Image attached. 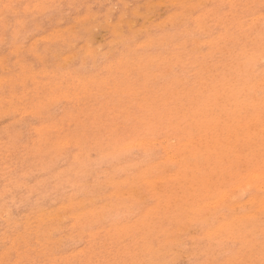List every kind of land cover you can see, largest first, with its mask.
Listing matches in <instances>:
<instances>
[{
	"label": "rangeland",
	"instance_id": "1",
	"mask_svg": "<svg viewBox=\"0 0 264 264\" xmlns=\"http://www.w3.org/2000/svg\"><path fill=\"white\" fill-rule=\"evenodd\" d=\"M36 1L38 3V0ZM36 1L34 0L33 1L32 0H25V1L15 0L14 2V0L12 1L11 0H0V19H2L0 21V41L3 42V43L0 42V213H1L0 214V262H4V261L14 262V261L22 260V261H27V262H33V264H97V262L99 261H115V259H118L116 261H120V262L127 261L129 262V264H136V262H143V264H168V262H172V261H176L178 262V264H195V262L197 261L199 262V264H204L205 262H206L205 264H207L208 262H210L211 264L212 259H213L212 261L223 259L225 262H229V260H233V259L243 260V261L244 259H247V261L251 260V261L258 262L260 260L259 258L260 249L262 246H264L263 244L264 239L262 237V232H264V230H262V226H259L260 228L257 227V225L261 223L260 221L261 217L259 216L258 217L259 220H258L255 214L262 215V213H264V211H260V210L257 211V209H260V206H261L260 201L261 200L264 201V188L262 187L264 185L261 183L259 185L256 184L254 187L255 183L253 180H251L252 177L248 176V174L250 175L253 172L249 173L248 170H250V172L253 170L255 171L257 167L261 166L257 168L258 170L257 172L255 171V173L259 174L261 172V174H263V171H264L263 169L264 168V163H263L264 162L263 161L264 160V156H263L264 155V142H263L264 139H262L264 138V134H263L264 128L262 127L264 124L261 122L262 116H261V111H260V100H259L260 99L259 93L262 87L259 85H264L262 84L264 82L263 81L264 74L262 72L263 69L261 70V67H260L261 62L264 60V55L260 54V52L264 50L263 49L264 46H262L264 45L262 44L263 43L262 41H264V12H262V8L264 9V3L262 2L264 0H260V1L259 0L258 1L236 0V2L238 3H236L235 0H233V2H235L236 5L238 6L234 5L235 3H232L231 2L232 0H229L230 2L228 0L227 1L226 0H216V1L213 0V2L212 0H208L207 2L205 0H202V2L201 0H185V2L183 3L181 1H184V0H181L180 1L181 3L180 2L178 3L179 0L178 1L170 0L171 2L169 0L168 1L166 0H162V1H159V0H127L128 2L127 1L126 2L128 5L126 4V2H124L125 0H122V1L116 0L118 2H116L115 0H108V1L107 0H104V1L103 0H69V1L67 0L68 2L66 0L65 1L64 0H56V1L55 0H40L38 4L37 3L35 4ZM61 1L62 2L64 1L63 5ZM155 1H159L158 2L159 4H157V2L155 3ZM199 1L201 3L205 1L206 3L204 2L203 4H201ZM8 2L14 5L17 4V7L14 9L16 11L13 10L14 14H16L15 12H17L16 14L17 17L13 13H11V15L7 18V20H5L3 18L4 17L3 16L4 14L3 5L10 4ZM88 2L90 3V5ZM93 2H95V4ZM198 2L200 5L198 4ZM243 2L245 3L243 4ZM65 3L66 5H64ZM41 4L42 5L45 4V6L48 9L49 8L50 9L47 10L45 7L35 8L36 10L34 9L35 5H41ZM100 4L102 6H100ZM230 4H231V7L233 6L232 8L228 7V5L230 6ZM23 5H26V6H23ZM150 5H152V8ZM173 5H180V6L182 5V6L180 8V6H173ZM218 5L219 7H216ZM257 5L260 7H258ZM51 6L54 8H52ZM73 6L76 8H74ZM79 6H81V8ZM24 7H27V9ZM192 7L193 9H191ZM89 8H91L92 11H90L91 9ZM182 8H184L183 12L180 11ZM208 8H211L212 11L211 9H209L207 12L206 10ZM228 8L230 9L227 10ZM29 9L30 11H26ZM41 9L43 11L45 9V11L42 12ZM134 9L138 11H135ZM194 9L195 11H193ZM189 10L191 11L189 12ZM110 11H113V12H110ZM177 11L178 12L180 11L181 13L180 15L176 17V15L178 14ZM250 11L252 12V14ZM175 12L177 13L176 15H174ZM226 12L227 13L229 12L230 16ZM38 13L39 15H37ZM208 13H211V14H208ZM233 13H235V15ZM248 13H249V16H248ZM146 14L147 16H145ZM172 14L174 15L173 20H176L175 23H173V20L169 21V19L173 16ZM231 14H233L235 18H238V17H241V18H238L236 20L231 16ZM84 15L85 17L87 18L89 17V18L85 19ZM244 15L246 16L244 17ZM252 15L255 17H253ZM258 15H262V16L260 17ZM111 16H112V20H111ZM118 16L121 18V20ZM184 16L186 17L182 19V17ZM195 16H199L197 17L198 20H196V18L194 19ZM202 16H205L206 19L204 17H203L204 19L201 18ZM251 16L252 18H250ZM130 17L132 18L130 19ZM243 17L246 20H244ZM179 18H181L182 21ZM232 18L234 19L233 25H232V21H229ZM3 19L5 23L7 22L6 24L1 23L3 22ZM19 19L21 21H19ZM178 19L180 21H178ZM201 19L203 20V22L201 21ZM16 20H18L19 22H16ZM130 20L132 23L130 22ZM50 22L52 23L49 24ZM170 22H172V24H169ZM177 22H179V24ZM210 22L212 24H210ZM215 22L219 24L216 26ZM225 22L228 24H225ZM252 22L254 23L252 24ZM67 23H70V24H67ZM118 23L120 24V26ZM128 23L130 25H128ZM241 23L242 25H239ZM40 24H41V27H40ZM201 24L205 27L203 26L200 27ZM159 25H160V28H159ZM250 25H252V27ZM176 26H179V27H176ZM65 27L66 29H64ZM3 28L6 30H3ZM205 28H207L208 30L207 29H206L207 31L204 30ZM53 29L55 30L57 29V30L54 31ZM209 29H211V31ZM242 29H244V31ZM80 31L81 33L78 34ZM135 31L137 34L136 36H135ZM127 32L128 33L130 32V33L128 34ZM219 32H220V35H219ZM54 33L55 35L53 36ZM149 33L152 35H150ZM244 33H247V34L245 35ZM125 34H128V35H125ZM224 34H227L228 37L227 36L224 37L223 36ZM238 34L239 36L237 37ZM12 35L13 36L17 35V36L16 37L14 36L15 38H13ZM61 35H63L64 37ZM146 35L147 36L149 35V36L147 37ZM217 35L219 39L216 38ZM248 35L249 37H247ZM221 36L223 37V39H221ZM256 37H260V39ZM209 39L211 41H209ZM255 39H257L258 41ZM115 40H118V41L115 42ZM161 40L163 41L162 43L160 42ZM228 40L230 41L228 42ZM35 41L37 43H35ZM140 41L142 44L144 43L145 44L142 46V44H140ZM212 42L214 43L213 45H212ZM59 45L61 46V48ZM220 45L223 47L221 48ZM260 46H262L263 48ZM216 47H218V49H215ZM250 47L251 48L254 47V49L250 50L249 49ZM257 47H258V50H256ZM90 49L93 51V53L90 51ZM191 49L193 50L191 51ZM211 49L212 51H210ZM224 49L226 53L222 51ZM140 52L142 53L140 54ZM165 52H168V53L165 54ZM246 52H248V54H246ZM250 52L252 53L250 54ZM178 53H180L181 55H179ZM175 54L176 55L178 54V55L176 56ZM220 54L222 56V59L220 57ZM239 55L241 56L239 57ZM51 57L54 58L55 60L52 59ZM176 57H178V60H177L178 62H176L177 64L175 65V61L177 59ZM67 58L68 59L71 58V59L68 60ZM80 58H83V59H80ZM253 58L255 60V63L253 62L254 65L252 63ZM256 58H259V59L256 61ZM81 60H85V61H81ZM186 61H189V62H186ZM193 62L194 63L198 62L199 64L197 63L195 65ZM217 62H220V63H217ZM240 62H242L243 64ZM249 63L250 64L252 63V65L255 66V68L254 67H252V69L250 68L252 72L249 69V67L251 66ZM168 64L170 66H168ZM181 64H183L184 67H182ZM237 64H241L242 66L239 65L240 66L239 67ZM188 65L190 67H188ZM201 65H203V67ZM213 66H215V68ZM169 67H171V70ZM227 67H228V70L226 71ZM199 68H201V70H199ZM230 69H232V72ZM237 69L239 70L241 69L240 71L241 73L238 72L239 70ZM75 70H77V72ZM248 71H250L249 73L251 75H249ZM214 72L217 74H214ZM260 72H262L261 73L262 75L256 74ZM197 73H199L200 75H198ZM187 74L189 75V77L187 76ZM212 74H214V76ZM203 76H205L204 79H203ZM212 76L213 78L216 79L215 83H214V79H211ZM223 76H226L225 79H227V81L224 79ZM250 76L252 77V79H250L251 78ZM169 77L171 80L169 79ZM185 77L187 78L185 79ZM199 77L201 79H199ZM239 77H241L240 81L239 79H237ZM166 78H168V80H166ZM178 78H181L182 83H181V80ZM232 78L237 79V80L236 79L234 80L235 83ZM176 79L180 81H177ZM183 80L185 83L183 82ZM217 80H219V82H217ZM230 80L232 81L230 82ZM250 80H253L252 83H250L251 82ZM76 81L78 82L76 83ZM143 82L145 84H143ZM201 82H204V84L202 83L203 84L202 85ZM186 83H188V85ZM217 83H220V84H218L217 86L216 85ZM142 84L144 86L146 85L145 88L148 89V87H150V89L149 90L144 89ZM254 84H256L255 86H258L259 91H256L258 89H256ZM213 85H216V86L213 87ZM137 86L140 90H137L138 89L136 88ZM173 86H174V89H173ZM184 86H185V89H184ZM224 86L227 88H225ZM215 87H216V90H215ZM217 87H219L218 89H220L219 93L217 91L218 90ZM205 88H207V90ZM208 88L209 89L211 88L214 90L209 91ZM224 88L227 90V93H225L226 91ZM253 89H254V92L256 91V93L253 92ZM141 90H145V91H141ZM136 91H138L139 93ZM178 91L180 93H178ZM212 91L214 92L211 93ZM155 93L156 95L157 94L158 95L155 96ZM167 93H169V95H167ZM251 94H253L255 97H253ZM146 95H149V96L146 97ZM220 95H222L223 97L221 96V98L218 99ZM229 95H231L232 97ZM251 96L253 97V100L251 99L252 98ZM247 97L248 99H246ZM195 98L196 100L199 101L198 103H196L197 101L195 100ZM256 98H257V101H254L256 100ZM229 99L230 101H228ZM200 101L202 102V104ZM207 103L208 104L210 103V104L208 105ZM180 104L181 106H184V104L186 105L184 107H181ZM224 104H225V107H224ZM176 106L179 107L180 109L176 108ZM150 107H152L153 109ZM213 107H214V111H212ZM199 108L203 110V113H199L202 111ZM206 108L209 109V111ZM215 108H216V111H215ZM251 108H253L256 112L253 111ZM168 109H170V111ZM153 112H155V115ZM159 115L160 116L162 115V118H160ZM235 115H237V118L235 117ZM245 115L246 116L248 115V116L245 117ZM259 115L260 117H258ZM203 116H204V119H202ZM168 117L171 118L173 121L169 119ZM147 118H150V119H147ZM166 118H168L169 120ZM148 120H150V123L148 122ZM153 120L155 121V123L159 121L158 123L159 125L153 123ZM194 120H196V122ZM238 121H241V122H238ZM135 122H137L138 124ZM151 122H152V125H151ZM257 122H260V123H257ZM124 123H127L129 125L124 124ZM147 123H149V125H147ZM166 123L168 124V126ZM210 123L212 125H210ZM239 123H241V125H239ZM153 124L156 125V128L155 126L152 127ZM176 124L177 125L180 124V125L177 126ZM230 124L232 126H230ZM249 124H252L251 126L252 128H250ZM257 124L259 125L257 126ZM131 125H133L134 127ZM190 125H192L193 129L191 128ZM201 125H202V128H201ZM160 126H162V128H160ZM181 126L184 129L180 128ZM142 127L146 129L144 130L142 129ZM133 128H136V129L138 128L140 131L135 130V133H134ZM159 128L161 129V131ZM209 128H211L212 130ZM253 128L256 129V131ZM108 129H112V131L111 130L109 131ZM215 129H217L220 133L219 132L217 133ZM224 129L227 130V132ZM153 130L155 131L152 132ZM167 130H170L171 134H170V131H167ZM258 130L260 131L259 134L257 132ZM114 131H116L115 133L116 135H118V138H115L117 137L114 135L115 133L112 134V132ZM148 131H150V133ZM198 131L200 132L198 133ZM210 131H213V132H210ZM141 132H143V134ZM163 132L167 134L169 133V134L167 135ZM173 133H176L177 135ZM201 133H203L204 135H202ZM161 134L163 135L161 136ZM137 135L139 137H137ZM112 137H114V139ZM178 137H179V140H178ZM200 137L202 140L200 139ZM217 138H220L219 140L220 141L223 140V141L220 142ZM121 139H125L124 140L125 142ZM130 139L131 140L133 139V140L131 141ZM143 139H146L145 142L144 141L140 142ZM211 139L213 142L211 141ZM116 140L117 141L119 140L121 143L119 141L117 142ZM153 140H156L155 143L152 142ZM65 141L66 143L64 144ZM134 141H136L137 143H133ZM184 141H186L185 144H184ZM214 141H217L218 145L216 143L215 145H213ZM67 142L70 145L67 144ZM250 142H252L253 145L250 144ZM80 143H82V145ZM173 143L175 144L173 145ZM254 143H256L257 146ZM179 144L180 146H177ZM195 144H197V146ZM129 145L131 147H129ZM132 145L136 149H134ZM161 146H163L164 148ZM64 147H66L65 150L62 149ZM220 147L222 148L221 150H220ZM128 148L130 149L128 150ZM142 148H144V152H142L143 151ZM151 148L152 149L154 148L155 150L153 151ZM199 148H201L200 151H199ZM259 148L262 150H260ZM132 149H134L135 151L137 150V151L136 152L134 150L130 151ZM185 149L187 151L186 154L184 153ZM123 150H126V151L124 152ZM62 151L63 153L60 154V152ZM241 151L243 155L241 154ZM248 151H250L251 153H248ZM153 152H155L154 155H153ZM176 153H178L177 155L178 158L175 157ZM201 153H203V155H201ZM56 154L58 155L56 156ZM143 154L144 155L147 154L148 156L146 157ZM168 154H170V156ZM152 156L154 157V159H152L153 158ZM171 156L173 159L171 158ZM256 156H257V159L255 160ZM117 157H118V160H116ZM133 157L135 158L134 160L136 162H139L143 159L141 161V163L143 164L141 163L137 164L133 160ZM180 157H183L184 159ZM145 158H148V159H145ZM246 158L248 159V163H246L247 162ZM175 159L177 160L176 163H172V161H175ZM223 159H224V162H223ZM123 160H125L124 161L125 163L123 162ZM154 160L156 161L154 162ZM213 160L215 162H213ZM121 161L123 162V164H121L122 163ZM146 161L147 163H149L148 165ZM165 161L167 163H165ZM186 162H188V164L190 165L187 166ZM204 163H207V164H204ZM131 164H133L134 167H132L133 165ZM158 164L160 165L158 166ZM135 165L136 166L138 165V166L135 167ZM164 165H166L165 167L166 170L165 168H163ZM168 165L170 167H168ZM173 165H174V168H176L175 170H172L173 167L171 166ZM121 166H124V167H121ZM146 166L148 167V170L144 169ZM214 166L217 168H214ZM151 167L152 169H150ZM185 168L187 170H185ZM151 171H153V173L156 174L158 177L156 175H153ZM74 172L77 174L75 175ZM81 172L82 174H80ZM115 172H117V175ZM169 172L170 173L172 172L173 174L172 173L168 174ZM113 173L115 174L112 175ZM125 173L127 175L129 174V176H126ZM186 173L189 174V176H185L187 175ZM211 173H213V176L215 177L212 176L211 178H208V176ZM103 175L106 177H104ZM174 175H176V177ZM197 175L201 179L198 178ZM130 178H133V179L131 180ZM203 178L204 179L207 178V179L204 180ZM156 179L157 180L160 179V182L159 180L157 181ZM245 179L248 181H246ZM73 180H75V182ZM219 180L222 182H220ZM147 181L150 182L149 183L150 185L147 184ZM196 181L198 182V185L197 183L195 185ZM213 181L217 184V185L215 184L216 186L213 184ZM241 181L242 182L244 181L243 184H241ZM249 181H251L252 183ZM174 182L176 183L174 184ZM248 182L250 183V185L244 186V183H248ZM263 182H264V179H263ZM91 183L92 184L96 183V184L92 185ZM165 183L166 185H168L169 188L166 185L164 187ZM238 183L240 185H238ZM158 184L162 185L163 187ZM192 184H194V186ZM91 185L94 186V189L97 192L93 189ZM151 185L155 186L157 189L155 187L152 188ZM210 185H214L215 188L214 186L210 187ZM233 185H235L234 188H233ZM236 185L239 187H236ZM135 186H138V187H135ZM175 186H177V188ZM241 186H244L242 188L243 190L245 191L248 189L249 190L246 192L245 191L243 192V190H241ZM231 187L233 190L230 189ZM188 188L191 190H188ZM258 188H261V190L263 189L262 192ZM130 189H132V191L137 189L136 190L137 192L134 191V193H132ZM235 189H236V192H234ZM107 190L109 191L107 192ZM154 190H156L157 192ZM257 191L261 194L260 196H258L259 197L258 199H257V195H259V193ZM123 192L125 195L123 194ZM222 192L223 193L227 192L228 196L226 197L227 194L225 195ZM233 192L235 194L237 193L239 194L243 192V194L242 193L241 195L239 194L241 197L240 196L238 197L237 196L238 194L234 195ZM162 193L164 195H162ZM142 195H144L143 196L144 199H141ZM181 195H183L182 198H181ZM253 195L256 198L253 197ZM117 196H118V200L116 199ZM229 196H231L232 198ZM218 197H221V198L224 197L223 199H221V201L222 200L225 201L224 199L228 200L227 198L229 199L231 198L232 200L231 199L228 200L230 202H227V205H225L226 203L225 201L224 203L225 206H219V205H222L223 202H221L220 198ZM71 199L75 203H72ZM119 199H120V202H119ZM121 199L125 202L126 205ZM213 199H216V200H213ZM259 199L261 200L259 201ZM96 200H98V202ZM218 200H219V203H218ZM87 201H89L88 204H87ZM139 201L141 203H138ZM258 201H259V204H258ZM80 202H81L82 208L79 206ZM148 202H149V205H148ZM210 202H212L213 204L211 205ZM234 202L235 204L237 202L238 205L239 203L240 204L243 202L245 203L243 206L241 204V206L239 207L236 204L237 207L235 208L236 205L234 204ZM85 204L88 205V206L86 205L87 208L86 206H84ZM129 204H132L133 206L130 208ZM145 204H147V206H144ZM203 204L205 205L204 207H203ZM175 205L178 207H176ZM217 205L219 206L220 209L216 208L218 207ZM245 206L247 208H245ZM172 207H173V211H171ZM211 207L212 208L214 207V208L212 209ZM137 208L138 210L139 209L140 210L139 211L136 210ZM174 208L177 209V211ZM233 208L236 209L235 212H234L235 209ZM244 208H245V212H243ZM211 209L216 212L211 213L213 212L211 211ZM241 209H243V211H241ZM120 210H122L123 212ZM134 210H136V213H134ZM166 210H168V212ZM88 211L91 212L92 215ZM248 211H251L252 213ZM162 212L163 213L167 212V215H165V213L163 214ZM246 212H247V215L245 214ZM115 213H118V214L115 215ZM160 213L162 214V216ZM205 213H208L207 214L209 216L208 218H206ZM174 214H176V217H174ZM239 214L243 216H239ZM121 215L124 217H121ZM104 217L111 221L105 219ZM143 217H145L147 220L145 221ZM150 217L151 218L154 217V219H151ZM163 217L166 220H164ZM171 217L173 218L171 219ZM211 217H215V219L212 218L211 220H209ZM219 218H221V220L223 219V221H221ZM61 219L63 221L62 223H59L61 222ZM57 220L59 221L57 222ZM105 220H106L105 222L106 224L105 223L103 224ZM160 220L162 221L164 220V222L162 221L161 222L163 224V227L165 228L162 227ZM177 220L179 222H177ZM203 220L206 222H204ZM217 220L220 221L221 223H219ZM253 220L255 221L253 222ZM107 221L109 222V224ZM116 221L118 223H116ZM229 221L230 223L232 221L231 225L229 224ZM85 222H86L85 224L86 228L83 226ZM99 222L100 223L102 222L101 224L103 225H101ZM233 222H236L238 226L236 225V223H233ZM95 223H98V224H95ZM145 223L148 224V227L149 229L151 228L150 229L151 231L154 230L152 231L153 233H151V231L148 229ZM186 223L187 225L190 224L187 226V228L185 227ZM199 223H201L202 225L200 224L201 226L200 225L198 226ZM208 223L212 226L209 227ZM247 223H251L253 225L255 223L256 226L254 225L255 227H253V225L250 226V224H248V226H245L247 225ZM168 224L170 226H168ZM77 226L79 229L83 230L84 232L79 230ZM92 226L93 228H91ZM142 226L143 227L146 226V227L142 228ZM177 226L178 227L180 226L181 228H177ZM191 226L193 230L190 229ZM82 227L84 228L82 229ZM161 227L163 230L164 229L165 230L162 231ZM176 228L179 229L178 234L174 233V232H177ZM184 228H186V231L185 230L183 231ZM239 228H240V232L238 231ZM144 229H145L144 231L145 233L142 231ZM197 229H199V231ZM135 230L137 231V233L136 232L133 233ZM221 230L223 234L221 233ZM234 231L236 232L235 234H234ZM250 231H252V233H249ZM192 232H193V235H192ZM143 233L145 235L149 234V236L148 235L144 236ZM48 234H49V237H48ZM230 234H233V235H230ZM78 235L80 236L77 237ZM127 235H132L133 237L132 236L129 237ZM252 235L254 236V239ZM134 236L136 239L141 238V236H143L144 238H141V240L138 239L140 240L139 242L136 239L135 240L132 239L134 238ZM176 236H177V239L175 240ZM212 236H215V237H212ZM242 237L244 238L242 241V246L237 248L236 251L233 252L231 249V244L233 242L240 241ZM83 238L84 240H82ZM250 238L253 239L251 243H250V240H251ZM77 239H80L78 240L79 242L77 241ZM131 239L134 240L133 241L134 243L132 242ZM184 239H187V240H184ZM67 240H70V241H68L67 243ZM103 240H104L103 242L104 244L100 242ZM172 240H174L173 241L174 244H172ZM197 240L199 241L202 240V241L200 243ZM97 241H99V244L97 243ZM191 241H194V243ZM257 241H260L262 243L260 242L257 243ZM165 243H167V245ZM121 245L125 247L128 246V247L126 249ZM169 245L170 246L172 245V247H170ZM92 246H94L93 249L91 248ZM217 246L218 248H216ZM164 247L167 248L169 251L166 250ZM95 248H98V251ZM113 248H115L116 250ZM158 248L159 250H157ZM243 248H245L244 251H243ZM120 249H121L122 254L120 253ZM238 249L239 250L241 249V252L240 251L237 252ZM246 249L247 250L250 249L251 251L249 252L247 251L246 253L245 252ZM93 250L95 251V254H93L94 252ZM114 251H115L114 253L115 255L113 254ZM242 252L244 253V256ZM112 254L114 258H110L112 257ZM120 255L122 256L120 257ZM237 255H240V256H237ZM95 256L97 259L95 258ZM115 256L116 257L118 256V258H116ZM126 256H128L127 259L125 258ZM144 257L146 258L144 259ZM208 258H210L211 260L210 259L208 260Z\"/></svg>",
	"mask_w": 264,
	"mask_h": 264
},
{
	"label": "bare ground",
	"instance_id": "2",
	"mask_svg": "<svg viewBox=\"0 0 264 264\" xmlns=\"http://www.w3.org/2000/svg\"><path fill=\"white\" fill-rule=\"evenodd\" d=\"M11 1H12V0H11ZM24 1H25V0H24ZM32 1H33V0H32ZM34 1H36V0H34ZM55 1H56V0H55ZM64 1H65V0H64ZM64 1H63V2H64ZM66 1H67V0H66ZM68 1H69V0H68ZM68 1H67V2H68ZM103 1H104V0H103ZM107 1H108V0H107ZM107 1H106V2H107ZM115 1H116V0H115ZM118 1H122V0H118ZM118 1H116V2H118ZM126 1H127V0H125L124 2H126ZM159 1H162V0H159ZM159 1H155V3L157 2V4H159V3H158ZM166 1H168V0H166ZM169 1H170V0H169ZM171 1H172V0H171ZM171 1H170V2H171ZM177 1H178V0H177ZM180 1H181V0H179L178 3H179ZM205 1L207 2L208 0H205ZM205 1H204V2H205ZM215 1H216V0H215ZM226 1H227V0H226ZM228 1H229V0H228ZM244 1H246V0H244ZM255 1H258V0H255ZM259 1H260V0H259ZM14 2H15V0H14ZM17 2H19V1H17ZM39 2H40V0H38V3H39ZM61 2H62V1H61ZM61 2H60V3H61ZM63 2H62V5H63ZM101 2H102V1H101ZM106 2H105V3H106ZM116 2H115V4H116ZM127 2H128V1H127ZM127 2H126V4H127ZM140 2H141V1H140ZM148 2H149V1H148ZM163 2H164V1H163ZM173 2H174V1H173ZM181 2L183 3V2H185V0H184V1H181ZM181 2H180V3H181ZM199 2H200V1H199ZM199 2H198V4H199ZM201 2H202V0H201ZM201 2H200V3H201ZM204 2H203V3H204ZM206 2H205V3H206ZM212 2H213V0H212ZM229 2H230V1H229ZM231 2H232V3H235L236 0H235V2H233V0H232ZM239 2H240V1H239ZM251 2H252V1H251ZM8 3H10V2H8ZM12 3H13V2H12ZM27 3H28V2H27ZM31 3H32V2H31ZM31 3H30V4H31ZM36 3H37V1L35 2V4H36ZM38 3H37V4H38ZM60 3H59V4H60ZM76 3H77V1H76ZM84 3H85V2H84ZM88 3H89V2H88ZM93 3L95 4V2H93ZM109 3H110V2H109ZM132 3H133V2H132ZM137 3H138V2H137ZM137 3H136V4H137ZM161 3H162V2H161ZM191 3H192V2H191ZM203 3H201V4H203ZM220 3H221V2H220ZM232 3H231V4H232ZM236 3H238V2H236ZM236 3H235L234 5H236ZM244 3H245V2H243V4H244ZM247 3H248V2H247ZM249 3H250V2H249ZM257 3H258V2H257ZM262 3H264V1H263ZM10 4H11V3H10ZM46 4H47V3H46ZM67 4H68V3H67ZM70 4H71V3H70ZM74 4H75V2H74ZM106 4H107V3H106ZM124 4H125V3H124ZM126 4H125V5H126ZM173 4H174V3H173ZM192 4H193V3H192ZM218 4H219V3H218ZM231 4H230V6L228 5V7L232 8L233 6L231 7ZM240 4H241V3H240ZM2 5H3V4H2ZM15 5L17 6V4H15ZM33 5H34V4H33ZM33 5H32V6H33ZM41 5H42V4H41ZM43 5H45V4H43ZM64 5H66V3H65ZM89 5H90V3H89ZM92 5H93V4H92ZM103 5H104V4H103ZM108 5H109V4H108ZM127 5H128V4H127ZM134 5H135V4H134ZM165 5H166V4H165ZM165 5H164V6H165ZM199 5H200V4H199ZM199 5H198V6H199ZM19 6H20V5H19ZM23 6H26V5H23ZM29 6H30V5H29ZM35 6H36V5H35ZM49 6H50V5H49ZM56 6H57V5H56ZM59 6H60V5H59ZM100 6H102V5L100 4ZM131 6H132V5H131ZM150 6H151V8H152V5H150ZM161 6H162V4H161ZM173 6H180V5H173ZM181 6H182V5H181ZM181 6H180V8H181ZM193 6H195V5H193ZM212 6H213V5H212ZM236 6H238V5H236ZM257 6H258V5H257ZM262 6H263V5H262ZM51 7H52V6H51ZM64 7H65V6H64ZM68 7H69V6H68ZM73 7H74V6H73ZM73 7H72V8H73ZM79 7L81 8V6H79ZM92 7H94V6H92ZM104 7H105V6H104ZM111 7H112V6H111ZM114 7H115V5H114ZM120 7H122V6H120ZM124 7H125V6H124ZM168 7H169V6H168ZM204 7H205V6H204ZM216 7H219V5L216 6ZM216 7H215V8H216ZM223 7H224V6H223ZM258 7H260V6H258ZM24 8L27 9V7H24ZM35 8H37V7H34V9H35ZM40 8H41V7H40ZM45 8H46L47 10L50 9V8L48 9L47 7H45ZM52 8H54V7H52ZM52 8H51V10H52ZM56 8H58V7H56ZM74 8H76V7H74ZM80 8H79V9H80ZM127 8H128V7H127ZM132 8H133V7H132ZM148 8H149V7H148ZM153 8H154V7H153ZM198 8H199V7H198ZM212 8H213V7H212ZM230 8H228L227 10H229ZM236 8H237V7H236ZM236 8H235V9H236ZM42 9H43V8H42ZM42 9H41V11L44 12L45 9H44V11H43ZM69 9H71V8H69ZM79 9H78V10H79ZM87 9H88V8H87ZM89 9H91V8H89ZM102 9H103V7H102ZM116 9H117V8H116ZM149 9H150V8H149ZM175 9H176V8H175ZM191 9H193V7H192ZM203 9H204V8H203ZM209 9H211V8H208L207 10H206V9H205V10L208 12ZM235 9H233V10H235ZM262 9H263V8H262ZM35 10H36V9H35ZM47 10H46V11H47ZM82 10H83V8H82ZM85 10H86V9H85ZM114 10H115V9H114ZM117 10H118V9H117ZM134 10H135V9H134ZM141 10H142V9H141ZM155 10H156V9H155ZM169 10H170V9H169ZM236 10H237V9H236ZM254 10H255V8H254ZM2 11H3V10H2ZM14 11H16V10H14ZM24 11H25V10H24ZM26 11H30V9H29V10H26ZM26 11H25V12H26ZM38 11H39V9H38ZM56 11H57V10H56ZM90 11H92V9H91ZM90 11H89V12H90ZM93 11H94V10H93ZM102 11H103V10H102ZM135 11H138V10H135ZM170 11H171V10H170ZM180 11L183 12V11H184V8H182ZM180 11H179V12L177 11L178 14L175 12L174 15L177 14V15H176V17H177L178 15H180V13H181ZM190 11H191V10H189V12H190ZM193 11H195V9H194ZM211 11H212V9H211ZM225 11H226V10H225ZM225 11H224V12H225ZM83 12H84V11H83ZM85 12H87V11H85ZM110 12H113V11H110ZM122 12H123V11H122ZM132 12H133V11H132ZM209 12H210V11H209ZM224 12H223V13H224ZM232 12H234V11H232ZM237 12H238V11H237ZM243 12H244V11H243ZM250 12H251V11H250ZM250 12H249V13H250ZM12 13H13V11H12ZM15 13L17 14V12H15ZM32 13H33V11H32ZM81 13H82V12H81ZM105 13H106V12H105ZM136 13H137V12H136ZM139 13H140V12H139ZM142 13H143V12H142ZM144 13H145V12H144ZM226 13H227V12H226ZM226 13H225V15H226ZM245 13H247V12H245ZM249 13H248V16H249ZM13 14H14V13H13ZM16 14H14V15L16 16ZM25 14H26V13H25ZM41 14H42V13H41ZM41 14H40V15H41ZM113 14H114V13H113ZM125 14H126V13H125ZM129 14H130V13H129ZM182 14H183V13H182ZM182 14H181V16H182ZM200 14H201V13H200ZM204 14H205V13H204ZM208 14H211V13H208ZM227 14L229 15L230 13L228 12ZM233 14L235 15V13H233ZM233 14H231V16H232L234 19H236V20H237L238 18H241V17L235 18V16H233ZM251 14H252V12H251ZM32 15H33V14H32ZM37 15H39V13H38ZM73 15H74V14H73ZM126 15H127V14H126ZM169 15H170V14H169ZM172 15H173V14H172ZM174 15L169 19V21H170V20H171V21L173 20ZM222 15H223V14H222ZM3 16H4V14H3ZM18 16H19V15H18ZM35 16H36V15H35ZM81 16H82V15H81ZM86 16H87V15H86ZM97 16H98V15H97ZM97 16H96V17H97ZM112 16H113V15H112ZM112 16H111V20H112ZM114 16H115V15H114ZM119 16H121V15H119ZM119 16H118V17H119ZM131 16H132V15H131ZM140 16H141V15H140ZM145 16H147V14H146ZM206 16H207V15H206ZM229 16H230V15H229ZM242 16H243V15H242ZM245 16H246V15H244V17H245ZM252 16H253V15H252ZM252 16H251L250 18H252ZM258 16L261 17L262 15H258ZM16 17H17V16H16ZM36 17H37V16H36ZM47 17H48V16H47ZM47 17H46V18H47ZM66 17H67V16H66ZM74 17H75V16H74ZM76 17H77V16H76ZM84 17H85V15H84ZM122 17H124V16H122ZM142 17H143V16H142ZM185 17H186V16L182 17V19L185 18ZM197 17H199V16H195L194 19L196 18V20H198ZM203 17L205 18V16H202L201 18H203ZM208 17H209V16H208ZM244 17H243V18H244ZM253 17H255V16H253ZM18 18H19V17H18ZM46 18H44V19H46ZM88 18H89V17H88ZM88 18L85 17V19H88ZM114 18H115V17H114ZM114 18H113V19H114ZM119 18H120V17H119ZM127 18H129V17H127ZM131 18H132V17H130V19H131ZM204 18H203V19H204ZM219 18H220V17H219ZM233 18H232L231 20H229V21H232V25H233V21H234ZM258 18H259V17H258ZM34 19H36V18H34ZM34 19H33V20H34ZM39 19H40V18H39ZM105 19H106V18H105ZM107 19H108V18H107ZM179 19L181 20V18H179ZM179 19H178V21H180ZM205 19H206V18H205ZM255 19H256V18H255ZM1 20H2V19H0V21H1ZM41 20H42V19H41ZM118 20H119V19H118ZM120 20H121V18H120ZM209 20H210V19H209ZM244 20H246V19L244 18ZM19 21H21V20L19 19ZM19 21L16 20V22H19ZM35 21H36V20H35ZM125 21H126V20H125ZM175 21H176V20H173V23H175ZM181 21H182V20H181ZM201 21L203 22L202 19H201ZM215 21H216V20H215ZM217 21H218V19H217ZM241 21H242V20H241ZM252 21H253V20H252ZM33 22H34V21H33ZM68 22H69V21H68ZM82 22H83V21H82ZM128 22H129V21H128ZM130 22H131V20H130ZM130 22H129V23H130ZM162 22H163V21H162ZM202 22H200V23H202ZM227 22H228V21H227ZM255 22H256V21H255ZM1 23H5V22H4V19H3V22H1ZM6 23H7V22H6ZM6 23H5V24H6ZM42 23H43V22H42ZM51 23H52V22H50L49 24H51ZM119 23H120V22H119ZM119 23H118V24H119ZM129 23H128V25H130ZM131 23H132V22H131ZM177 23L179 24V22H177ZM181 23H182V22H181ZM187 23H189V22H187ZM230 23H231V22H230ZM230 23H229V24H230ZM239 23H240V22H239ZM242 23H243V22H242ZM242 23L239 24V25H242ZM247 23H248V22H247ZM253 23H254V22H252V24H253ZM17 24H18V23H17ZM20 24H21V23H20ZM67 24H70V23H67ZM67 24H66V25H67ZM157 24H158V23H157ZM169 24H172V22H170ZM210 24H212V23L210 22ZM218 24H219V23H218ZM218 24L215 22V25H216V26H217ZM225 24H228V23L225 22ZM131 25H132V24H131ZM185 25H186V24H185ZM188 25H189V24H188ZM208 25H209V24H208ZM215 25H214V26H215ZM232 25H231V26H232ZM236 25H237V24H236ZM239 25H238V26H239ZM247 25H248V24H247ZM26 26H27V25H26ZM43 26H44V25H43ZM43 26H42V27H43ZM53 26H54V25H53ZM69 26H70V25H69ZM81 26H82V25H81ZM119 26H120V24H119ZM157 26H158V25H157ZM186 26H187V25H186ZM194 26H195V25H194ZM202 26H203V25L201 24L200 27H202ZM214 26H213V27H214ZM225 26H226V25H225ZM231 26H230V27H231ZM250 26L252 27V25H250ZM4 27H5V26H4ZM40 27H41V24H40ZM145 27H146V26H145ZM161 27H162V26H161ZM176 27H179V26H176ZM183 27H184V26H183ZM200 27H199V28H200ZM203 27H205V26H203ZM208 27H209V26H208ZM221 27H222V25H221ZM221 27H219V28H221ZM240 27H241V26H240ZM251 27H250V29H251ZM5 28H6V27H5ZM20 28H21V27H20ZM20 28H19V29H20ZM27 28H28V27H27ZM44 28H45V27H44ZM62 28H63V27H62ZM89 28H90V27H89ZM129 28H130V26H129ZM159 28H160V25H159ZM172 28H173V27H172ZM235 28H236V27H235ZM9 29H10V28H9ZM46 29H47V28H46ZM64 29H66V27H65ZM175 29H176V28H175ZM187 29H188V28H187ZM187 29H186V30H187ZM206 29H207V28H205L204 30H206ZM224 29H225V28H224ZM228 29H229V28H228ZM240 29H241V28H240ZM250 29H249V30H250ZM3 30H6V29L3 28ZM22 30H23V29H22ZM53 30L56 31L57 29H56V30L53 29ZM118 30H119V29H118ZM199 30H200V29H199ZM207 30H208V29H207ZM207 30H206V31H207ZM209 30L211 31V29H209ZM242 30L244 31V29H242ZM19 31H21V30H19ZM34 31H35V30H34ZM41 31H42V30H41ZM44 31H45V30H44ZM119 31H120V30H119ZM169 31H171V30H169ZM215 31H216V30H215ZM220 31H221V30H220ZM4 32H5V31H4ZM59 32H60V31H59ZM59 32H58V33H59ZM77 32H78V31H77ZM158 32H159V31H158ZM199 32H200V31H199ZM239 32H240V31H239ZM249 32H250V31H249ZM249 32H248V33H249ZM9 33H10V31H9ZM15 33H16V32H15ZM21 33H22V32H21ZM58 33H57V35H58ZM64 33H65V32H64ZM80 33H81V31H80L78 34H80ZM115 33H116V32H115ZM127 33H128V32H127ZM129 33H130V32H129ZM129 33H128V34H129ZM137 33H138V32H137ZM181 33H182V32H181ZM181 33H180V34H181ZM223 33H225V32H223ZM230 33H231V32H230ZM250 33H251V32H250ZM4 34H5V33H4ZM26 34H28V33H26ZM30 34H31V33H30ZM59 34H60V33H59ZM117 34H118V32H117ZM128 34H125V35H128ZM149 34H150V33H149ZM163 34H164V33H163ZM206 34H207V33H206ZM209 34H210V33H209ZM221 34H222V33H221ZM244 34L246 35L247 33H244ZM17 35H18V34H17ZM17 35H16V36H17ZM19 35H20V34H19ZM54 35H55V33L53 34V36H54ZM72 35H73V34H72ZM109 35H110V34H109ZM136 35H137V34H136V31H135V36H136ZM150 35H152V34H150ZM219 35H220V32H219ZM241 35H242V34H241ZM249 35H250V34H249ZM249 35H248L247 37H249ZM252 35H253V34H252ZM10 36H11V35H10ZM10 36H9V37H10ZM12 36H13V35H12ZM14 36H15V35H14ZM14 36H13V38L16 37V36H15V37H14ZM61 36H63V35H61ZM70 36H71V35H70ZM133 36H134V35H133ZM135 36H134V37H135ZM142 36H143V35H142ZM146 36H147V35H146ZM148 36H149V35H148ZM148 36H147V37H148ZM153 36H155V35H153ZM189 36H191V35H189ZM223 36L225 37V36H227V34H224ZM238 36H239V34L237 35V37H238ZM255 36H256V35H255ZM255 36H254V37H255ZM25 37H26V36H25ZM49 37H50V36H49ZM63 37H64V36H63ZM192 37H193V36H192ZM227 37H228V36H227ZM3 38H4V37H3ZM55 38H56V36H55ZM59 38H60V37H59ZM79 38H80V37H79ZM130 38H131V37H130ZM163 38H164V37H163ZM216 38L219 39V38H218V35L216 36ZM230 38H231V37H230ZM241 38H242V37H241ZM250 38H252V37H250ZM256 38H259V39H260V37H256ZM10 39H11V38H10ZM49 39H50V38H49ZM155 39H156V38H155ZM221 39H223L222 36H221ZM247 39H248V38H247ZM22 40H23V39H22ZM57 40H58V39H57ZM57 40H56V41H57ZM118 40H119V39H118ZM118 40H115V42H117ZM130 40H132V39H130ZM145 40H146V39H145ZM177 40H178V39H177ZM194 40H195V39H194ZM211 40H212V38H211ZM211 40L209 39V41H211ZM244 40H245V39H244ZM252 40H253V39H252ZM255 40H257V39H255ZM11 41H12V40H11ZM18 41H19V40H18ZM18 41H17V42H18ZM61 41H63V40H61ZM74 41H75V40H74ZM147 41H148V40H147ZM196 41H197V40H196ZM217 41H218V40H217ZM229 41H230V40H228V42H229ZM240 41H241V40H240ZM253 41H254V40H253ZM257 41H258V40H257ZM0 42H2V41H0ZM4 42H5V41H4ZM30 42H32V41H30ZM71 42H72V41H71ZM126 42H128V41H126ZM160 42L162 43L163 41L161 40ZM164 42H165V41H164ZM171 42H172V41H171ZM176 42H177V41H176ZM214 42H215V41H214ZM219 42H220V41H219ZM219 42H218V44H219ZM255 42H256V41H255ZM262 42H263V43H262ZM262 42H261V43L264 44V41H262ZM2 43H3V42H2ZM23 43H24V42H23ZM35 43H37V42L35 41ZM158 43H159V42H158ZM252 43H253V42H252ZM14 44H15V43H14ZM32 44H33V43H32ZM72 44H73V43H72ZM140 44H142L141 41H140ZM144 44H145V43H144ZM144 44H142V46H143ZM146 44H147V42H146ZM208 44H210V43H208ZM213 44H214V43L212 42V45H213ZM222 44H223V43H222ZM242 44H243V43H242ZM244 44H245V43H244ZM9 45H10V44H9ZM11 45H12V44H11ZM20 45H21V44H20ZM20 45H18V46H20ZM44 45H45V44H44ZM55 45H56V44H55ZM63 45H65V44H63ZM181 45H182V44H181ZM232 45H233V44H232ZM246 45H247V44H246ZM246 45H245V47H246ZM255 45H256V44H255ZM16 46H17V45H16ZM35 46H36V45H35ZM59 46H60V45H59ZM72 46H73V45H72ZM158 46H159V44H158ZM220 46H221V45H220ZM249 46H250V45H249ZM262 46H264V45H262ZM262 46H260V47H262ZM31 47H32V46H31ZM57 47H58V45H57ZM66 47H67V46H66ZM210 47H211V46H210ZM222 47H223V46H221V48H222ZM258 47H259V46H258ZM258 47H257L256 50H258ZM34 48H36V47H34ZM38 48H39V47H38ZM50 48H51V47H50ZM55 48H56V47H55ZM60 48H61V46H60ZM67 48H68V47H67ZM94 48H95V47H94ZM118 48H119V47H118ZM118 48H117V49H118ZM196 48H197V47H196ZM243 48H244V46H243ZM262 48H263V47H262ZM20 49H21V48H20ZM46 49H48V48H46ZM87 49H88V47H87ZM91 49H92V48H91ZM91 49H90V51L93 53V51H92ZM215 49H218V47H216ZM249 49H250V50H251V49H254V47H253V48L250 47ZM259 49H260V48H259ZM263 49H264V48H263ZM16 50H17V48H16ZM16 50H14V51H16ZM26 50H27V49H26ZM28 50H29V49H28ZM52 50H53V49H52ZM192 50H193V49H191V51H192ZM226 50H227V49H226ZM242 50H243V49H242ZM242 50H241V51H242ZM245 50H247V49H245ZM37 51H38V50H37ZM39 51H40V50H39ZM90 51H89V52H90ZM210 51H212V49H211ZM210 51H209V52H210ZM216 51H217V50H216ZM222 51L225 52V49L222 50ZM29 52H30V51H29ZM43 52H44V51H43ZM56 52H57V51H56ZM58 52H59V51H58ZM87 52H88V51H87ZM152 52H154V51H152ZM217 52H218V51H217ZM138 53H139V52H138ZM138 53H137V54H138ZM141 53H142V52H140V54H141ZM166 53H168V52H165V54H166ZM176 53H177V51H176ZM213 53H214V52H213ZM225 53H226V52H225ZM251 53H252V52H250V54H251ZM261 53H262V52H260V54H261ZM72 54H73V53H72ZM114 54H115V53H114ZM131 54H133V53H131ZM148 54H149V53H148ZM178 54L181 55L180 53H178ZM178 54H177V55H178ZM201 54H202V53H201ZM242 54H243V53H242ZM246 54H248V52H246ZM22 55H23V53H22ZM24 55H25V53H24ZM50 55H51V54H50ZM73 55H74V54H73ZM73 55H72V56H73ZM138 55H139V54H138ZM175 55H176V54H175ZM177 55H176V56H177ZM195 55H196V54H195ZM195 55H194V56H195ZM227 55H228V54H227ZM227 55H226V56H227ZM12 56H13V55H12ZM65 56H66V55H65ZM65 56H64V58H65ZM69 56H70V55H69ZM140 56H141V55H140ZM154 56H155V55H154ZM158 56H159V55H158ZM167 56H168V55H167ZM212 56H214V55H212ZM240 56H241V55H239V57H240ZM243 56H244V55H243ZM255 56H256V55H255ZM260 56H261V55H260ZM29 57H30V56H29ZM32 57H33V56H32ZM62 57H63V56H62ZM208 57H209V56H208ZM220 57H221V59H222L221 54H220ZM224 57H225V55H224ZM258 57H259V56H258ZM262 57H263V56H262ZM3 58H4V57H3ZM51 58H52V57H51ZM115 58H116V57H115ZM167 58H168V57H167ZM176 58H177V59H176V61H175V65L177 64L176 62H178V61H177V60H178V57H176ZM246 58H247V57H246ZM246 58H245V59H246ZM248 58H250V57H248ZM26 59H27V58H26ZM52 59H54V58H52ZM67 59H68V58H67ZM70 59H71V58H70ZM70 59H68V60H70ZM80 59H83V58H80ZM142 59H143V57H142ZM171 59H172V58H171ZM214 59H215V58H214ZM221 59H220V60H221ZM235 59H236V58H235ZM237 59H238V58H237ZM258 59H259V58H256V61H257ZM27 60H28V59H27ZM42 60H43V59H42ZM54 60H55V59H54ZM156 60H158V59H156ZM156 60H154V61H156ZM227 60H228V59H227ZM246 60H247V59H246ZM253 60H254V58L252 59V63H253V62L255 63V60H254V61H253ZM4 61H5V60H4ZM46 61H47V60H46ZM81 61H85V60H81ZM93 61H94V60H93ZM99 61H100V60H99ZM147 61H149V60H147ZM207 61H209V60H207ZM244 61H245V60H244ZM263 61H264V60H263ZM34 62H35V61H34ZM34 62H33V63H34ZM36 62H37V61H36ZM48 62H49V61H48ZM77 62H78V61H77ZM162 62H163V61H162ZM186 62H189V61H186ZM194 62H195V61H194ZM194 62H193V63H194ZM230 62H231V61H230ZM246 62H247V61H246ZM24 63H25V62H24ZM37 63H38V62H37ZM37 63H36V64H37ZM66 63H67V62H66ZM138 63H139V62H138ZM170 63H171V62H170ZM197 63H198V62H197ZM197 63H194V64L196 65ZM217 63H220V62H217ZM226 63H227V62H226ZM238 63H239V62H238ZM240 63H242V62H240ZM244 63H245V62H244ZM252 63H251V64L249 63V64L251 65V66L249 67V69H250V68L252 69V67L255 68V66H253L254 63H253V65H252ZM45 64H46V63H45ZM47 64H48V63H47ZM49 64H50V63H49ZM64 64H65V63H64ZM64 64H63V65H64ZM93 64H94V63H93ZM159 64H160V63H159ZM159 64H158V65H159ZM183 64H184V63H183ZM183 64H181L182 67H184ZM198 64H199V63H198ZM230 64H231V63H230ZM242 64H243V63H242ZM249 64H248V65H249ZM82 65H83V63H82ZM88 65H90V64H88ZM214 65H215V64H214ZM216 65H217V64H216ZM227 65H228V64H227ZM227 65H226V66H227ZM237 65L239 66V65H241V64H237ZM3 66H4V65H3ZM47 66H48V65H47ZM168 66H170V65L168 64ZM193 66H194V65H193ZM201 66L203 67V65H201ZM218 66H219V65H218ZM218 66H217V67H218ZM226 66H225V67H226ZM241 66H242V65H241ZM188 67H190V66L188 65ZM202 67H201V68H202ZM208 67H209V65H208ZM213 67L215 68V66H213ZM223 67H224V66H223ZM230 67H231V65H230ZM239 67H240V66H239ZM34 68H35V66H34ZM48 68H49V67H48ZM139 68H140V67H139ZM169 68H170V70H171V67H169ZM169 68H167V69H169ZM201 68H199V70H201ZM3 69H5V68H3ZM209 69H210V68H209ZM209 69H207V70H209ZM245 69H246V68H245ZM251 69H250V70H251ZM48 70H49V69H48ZM147 70H148V69H147ZM165 70H166V69H165ZM207 70H206V71H207ZM227 70H228V67L226 68V71H227ZM230 70H231V72H232V69H230ZM237 70H239V69H237ZM247 70H248V69H247ZM247 70H246V71H247ZM261 70H262V69H261ZM75 71L77 72V70H75ZM75 71H74V72H75ZM163 71H164V70H163ZM163 71H162V72H163ZM235 71H236V70H235ZM240 71H241V69H240L238 72H240ZM259 71H260V70H259ZM74 72H73V73H74ZM128 72H129V71H128ZM167 72H168V70H167ZM211 72H212V70H211ZM249 72H250V71H248V73H249ZM251 72H252V70H251ZM262 72H263V74H264V69L262 70ZM262 72H260V73H256V74H261ZM24 73H25V72H24ZM145 73H146V72H145ZM171 73H173V72H171ZM217 73H218V71H217ZM217 73L214 72V74H217ZM240 73H241V72H240ZM147 74H149V73H147ZM156 74H157V73H156ZM183 74H184V73H183ZM197 74L200 75L199 73H197ZM214 74H212V75L214 76ZM76 75H77V74H76ZM157 75H158V74H157ZM161 75H163V74H161ZM185 75H186V74H185ZM190 75H191V73H190ZM202 75H203V73H202ZM207 75H209V74H207ZM207 75H206V76H207ZM243 75H244V74H243ZM249 75H251V74L249 73ZM261 75H262V74H261ZM187 76L189 77L188 74H187ZM213 76H212L211 79H214V83H215L216 79L213 78ZM237 76H239V75H237ZM252 76H253V75H252ZM37 77H38V76H37ZM163 77H164V76H163ZM176 77H177V76H176ZM215 77H217V76H215ZM221 77H222V76H221ZM223 77H224V79H225L226 76H223ZM232 77H233V76H232ZM250 77H251V76H250ZM152 78H153V77H152ZM181 78H182V77H181ZM181 78H178V79L181 80ZM186 78H187V77H185V79H186ZM204 78H205V76H203V79H204ZM240 78H241V77H239V78H237V79H239V81H240ZM169 79H170V77H169ZM192 79H193V78H192ZM199 79H201V78L199 77ZM203 79H202V80H203ZM229 79H231V78H229ZM232 79H233V78H232ZM235 79H236V78H235ZM235 79H233V81H234ZM237 79H236V80H237ZM250 79H252V77H251ZM263 79H264V77H263ZM162 80H163V79H162ZM166 80H168V78H166ZM170 80H171V79H170ZM176 80H177V79H176ZM180 80H177V81H180ZM225 80L227 81V79H225ZM247 80H248V79H247ZM253 80H254V78H253ZM253 80H250L251 82H250V81H249V82L252 83ZM255 80H256V79H255ZM122 81H123V80H122ZM154 81H155V80H154ZM157 81H158V80H157ZM172 81H173V80H172ZM187 81H188V80H187ZM228 81H229V80H228ZM231 81H232V80H230V82H231ZM263 81H264V80H263ZM263 81H262V82H263ZM77 82H78V81H76V83H77ZM100 82H101V81H100ZM115 82H116V81H115ZM175 82H176V81H175ZM183 82H184V80H183ZM195 82H196V80H195ZM217 82H219V80H217ZM259 82H260V81H259ZM259 82H257V83H259ZM156 83H158V82H156ZM159 83H161V82H159ZM169 83H170V81H169ZM178 83H179V82H178ZM178 83H177V84H178ZM181 83H182V80H181ZM184 83H185V82H184ZM202 83L204 84V82H201V84H202ZM224 83H225V82H224ZM234 83H235V81H234ZM239 83H240V82H239ZM239 83H238V84H239ZM257 83H256V84H257ZM143 84H145V83L143 82ZM143 84H142V85H143ZM147 84H148V83H147ZM162 84H163V83H162ZM162 84H161V85H162ZM165 84H167V83H165ZM179 84H180V83H179ZM186 84L188 85V83H186ZM190 84H191V83H190ZM203 84H202V85H203ZM206 84H207V83H206ZM218 84H220V83H217L216 85L218 86ZM222 84H223V83H222ZM228 84H229V83H228ZM232 84H233V83H232ZM256 84H254V86H255ZM262 84H264V82H263ZM84 85H85V84H84ZM170 85H171V84H170ZM216 85H213V87L216 86ZM122 86H123V85H122ZM148 86H150V85H148ZM167 86H169V85H167ZM179 86H180V85H179ZM199 86H200V85H199ZM206 86H207V85H206ZM208 86H209V85H208ZM226 86H227V84H226ZM259 86H262V85H259ZM41 87H42V86H41ZM54 87H55V86H54ZM123 87H124V86H123ZM143 87H144V89H147V88H145L146 85H145V86L143 85ZM143 87H141V88H143ZM160 87H161V86H160ZM160 87H159V88H160ZM170 87H171V86H170ZM170 87H168V88H170ZM177 87H178V86H177ZM177 87H176V88H177ZM181 87H182V86H181ZM191 87H192V86H191ZM220 87H221V85H220ZM224 87H225V86H224ZM228 87H229V86H228ZM243 87H244V86H243ZM243 87H242V88H243ZM255 87H256V89H258V90H256V89H255V90H256V91H259L258 86H255ZM56 88H58V87H56ZM136 88H138V86H137ZM163 88H164V87H163ZM168 88H167V89H168ZM182 88H183V87H182ZM198 88H199V87H198ZM198 88H197V89H198ZM218 88H219V87H217V89H218ZM225 88H227V87H225ZM225 88H224V89H225ZM231 88H232V87H231ZM237 88H238V87H237ZM54 89H55V88H54ZM87 89H88V88H87ZM149 89H150V87H148L147 90H149ZM167 89H166V90H167ZM173 89H174V86H173ZM184 89H185V86H184ZM205 89L207 90V88H205ZM208 89H209V88H208ZM137 90H140V89L138 88ZM178 90H179V89H178ZM211 90H214V89H211V88H210L209 91H211ZM215 90H216V87H215ZM219 90H220V89L217 90L218 93H219ZM229 90H230V89H229ZM239 90H240V89H239ZM244 90H245V88H244ZM60 91H61V90H60ZM141 91H145V90H141ZM163 91H164V90H163ZM171 91H172V90H171ZM199 91H200V90H199ZM203 91H204V90H203ZM225 91H226L225 93H227V90H226V89H225ZM231 91H232V90H231ZM231 91H230V92H231ZM256 91L254 92V89H253V92H254V93H256ZM136 92H138V91H136ZM148 92H149V91H148ZM153 92H154V90H153ZM194 92H195V91H194ZM213 92H214V91H212L211 93H213ZM222 92H223V90H222ZM242 92H243V91H242ZM242 92H241V93H242ZM19 93H20V92H19ZM38 93H39V92H38ZM138 93H139V92H138ZM164 93H165V92H164ZM178 93H180V92L178 91ZM203 93H204V92H203ZM233 93H234V91H233ZM241 93H240V95H241ZM248 93H249V92H248ZM251 93H252V91H251ZM254 93H253V94H254ZM62 94H63V93H62ZM65 94H66V93H65ZM144 94H145V93H144ZM193 94H194V93H193ZM230 94H231V93H230ZM253 94H251V95H252L253 97H255ZM59 95H60V94H59ZM69 95H70V94H69ZM153 95H154V93H153ZM157 95H158V94H157ZM157 95H156V93H155V96H157ZM159 95H160V94H159ZM161 95H162V94H161ZM167 95H169V93H167ZM197 95H198V94H197ZM203 95H204V94H203ZM203 95H201V96H203ZM218 95H219V94H218ZM224 95H226V94H224ZM231 95H232V94H231ZM231 95H229V96H231ZM70 96H71V95H70ZM141 96H142V95H141ZM148 96H149V95H146V97H148ZM208 96H209V95H208ZM211 96H212V95H211ZM214 96H215V95H214ZM221 96H222V95H220L218 99H220ZM227 96H228V95H227ZM232 96H233V95H232ZM232 96H231V97H232ZM252 96H251V97H252ZM53 97H54V96H53ZM153 97H154V96H153ZM192 97H193V96H192ZM195 97H196V96H195ZM222 97H223V96H222ZM251 97H250V98H251ZM253 97L251 98L252 100H253ZM99 98H101V97H99ZM187 98H188V97H187ZM206 98H207V97H206ZM209 98H210V97H209ZM213 98H214V97H213ZM237 98H238V97H237ZM56 99H57V98H56ZM192 99H193V98H192ZM231 99H232V98H231ZM246 99H248V97H247ZM147 100H148V99H147ZM151 100H152V99H151ZM156 100H157V98H156ZM195 100H196V98H195ZM205 100H206V99H205ZM249 100H250V99H249ZM259 100H260V99H259ZM145 101H146V100H145ZM170 101H171V100H170ZM190 101H191V100H190ZM196 101H197L196 103L199 102L198 100H196ZM225 101H226V100H225ZM228 101H230V99H229ZM238 101H239V100H238ZM254 101H257V98H256V100H254ZM130 102H132V101H130ZM133 102H134V101H133ZM143 102H144V101H143ZM143 102H142V103H143ZM168 102H169V101H168ZM200 102H201V101H200ZM208 102H209V101H208ZM249 102H250V101H249ZM142 103H141V104H142ZM146 103H148V102H146ZM151 103H153V102H151ZM151 103H149V104H151ZM164 103H165V102H164ZM192 103H193V102H192ZM188 104H189V103H188ZM201 104H202V102H201ZM203 104H204V103H203ZM207 104H208V103H207ZM209 104H210V103H209ZM209 104H208V105H209ZM132 105H133V104H132ZM158 105H159V103H158ZM158 105H157V106H158ZM185 105H186V104H184V106H185ZM134 106H135V104H134ZM134 106H133V107H134ZM145 106H146V105H145ZM147 106H148V105H147ZM180 106H181V104H180ZM184 106H181V107H184ZM197 106H198V104H197ZM216 106H217V105H216ZM49 107H50V106H49ZM152 107H153V106H152ZM152 107H150V108H152ZM170 107H171V106H170ZM201 107H202V106H201ZM218 107H220V106H218ZM218 107H217V109H218ZM224 107H225V104H224ZM249 107H250V105H249ZM55 108H56V107H55ZM124 108H125V107H124ZM153 108H154V107H153ZM153 108H152V109H153ZM160 108H161V106H160ZM164 108H165V107H164ZM167 108H168V107H167ZM176 108L180 109V108L177 107V106H176ZM245 108H246V107H245ZM254 108H255V107H254ZM162 109H163V108H162ZM182 109H184V108H182ZM199 109H201V108H199ZM206 109H207V108H206ZM249 109H250V108H249ZM251 109H252L253 111H255L253 108H251ZM136 110H137V109H136ZM155 110H156V109H155ZM168 110L170 111V109H168ZM201 110H202V109H201ZM204 110H205V109H204ZM207 110L209 111V109H207ZM220 110H221V109H220ZM247 110H248V109H247ZM165 111H166V110H165ZM212 111H214V107H213ZM215 111H216V108H215ZM258 111H259V110H258ZM136 112H138V111H136ZM161 112H162V111H161ZM171 112H172V111H171ZM171 112H170V113H171ZM182 112H183V111H182ZM190 112H191V111H190ZM192 112H193V110H192ZM248 112H249V111H248ZM255 112H256V111H255ZM153 113H154V115H155V112H153ZM163 113H164V112H163ZM163 113H162V114H163ZM170 113H169V114H170ZM199 113H203V110H202L201 112H199ZM205 113H206V112H205ZM217 113H218V112H217ZM259 113H260V112H259ZM81 114H82V112H81ZM175 114H176V112H175ZM179 114H180V113H179ZM189 114H190V113H189ZM195 114H196V113H195ZM227 114H228V113H227ZM245 114H247V113H245ZM255 114H256V113H255ZM105 115H106V114H105ZM128 115H129V114H128ZM135 115H137V114H135ZM139 115H140V114H139ZM141 115H142V114H141ZM167 115H168V114H167ZM180 115H181V114H180ZM199 115H200V114H199ZM98 116H99V115H98ZM118 116H119V115H118ZM159 116H160V115H159ZM204 116H205V115H204ZM204 116H203L202 119H204ZM219 116H220V115H219ZM242 116H243V115H242ZM247 116H248V115H247ZM247 116L245 115V117H247ZM172 117H173V116H172ZM194 117H195V115H194ZM198 117H199V116H198ZM223 117H224V116H223ZM235 117L237 118V115H235ZM258 117H260V115H259ZM93 118H94V117H93ZM100 118H101V117H100ZM103 118H104V117H103ZM140 118H141V117H140ZM145 118H146V117H145ZM160 118H162V115L160 116ZM168 118H169V117H168ZM168 118H166V119H168ZM175 118H176V117H175ZM182 118H183V117H182ZM214 118H216V117H214ZM221 118H222V117H221ZM240 118H242V117H240ZM240 118H239V119H240ZM82 119H83V118H82ZM82 119H81V120H82ZM104 119H105V118H104ZM147 119H150V118H147ZM169 119H171V118H169ZM169 119H168V120H169ZM176 119H177V118H176ZM197 119H198V118H197ZM251 119H253V118H251ZM251 119H249V120H251ZM106 120H107V119H106ZM151 120H152V119H151ZM171 120H172V119H171ZM189 120H190V119H189ZM199 120H200V119H199ZM199 120H198V121H199ZM211 120H212V119H211ZM240 120H241V119H240ZM249 120H248V122H249ZM254 120H255V119H254ZM35 121H36V120H35ZM124 121H126V120H124ZM160 121H161V120H160ZM166 121H167V120H166ZM172 121H173V120H172ZM182 121H183V120H182ZM194 121L196 122V120H194ZM213 121H214V120H213ZM235 121H236V120H235ZM257 121H258V120H257ZM79 122H80V121H79ZM79 122H78V123H79ZM148 122L150 123V120H148ZM179 122H180V121H179ZM187 122H188V121H187ZM202 122H203V121H202ZM204 122H205V121H204ZM209 122H210V121H209ZM216 122H217V121H216ZM216 122H215V123H216ZM219 122H220V121H219ZM233 122H234V121H233ZM238 122H241V121H238ZM261 122H262V121H261ZM121 123H122V121H121ZM127 123H128V122H127ZM127 123H124V124H127ZM131 123H132V122H131ZM135 123H137V122H135ZM149 123H147V125H149ZM153 123H155L154 120H153ZM158 123H159V121H158L157 123H155V124H158ZM168 123H169V122H168ZM175 123H176V122H175ZM206 123H207V122H206ZM222 123H223V122H222ZM250 123H251V122H250ZM252 123H253V121H252ZM257 123H260V122H257ZM112 124H114V123H112ZM112 124H111V125H112ZM119 124H120V123H119ZM124 124H123V126H124ZM132 124H133V123H132ZM137 124H138V123H137ZM163 124H164V123H163ZM163 124H162V125H163ZM166 124H167V123H166ZM170 124H171V123H170ZM196 124H197V123H196ZM200 124H201V122H200ZM242 124H243V123H242ZM254 124H255V123H254ZM263 124H264V123H263ZM24 125H25V124H24ZM127 125H129V124H127ZM133 125H134V124H133ZM133 125H131V126H133ZM151 125H152V122H151ZM151 125H150V126H151ZM158 125H159V124H158ZM160 125H161V124H160ZM176 125H177V124H176ZM179 125H180V124H178L177 126H179ZM188 125H189V124H188ZM192 125H193V124H192ZM192 125H190L191 128H192ZM202 125H203V124H202ZM202 125H201V128H202ZM210 125H212V124L210 123ZM210 125H209V127H210ZM218 125H220V124H218ZM239 125H241V123H239ZM243 125H244V124H243ZM249 125H250V128H252V127H251L252 124H249ZM255 125H256V124H255ZM258 125H259V124H257V126H258ZM112 126H113V125H112ZM120 126H121V125H120ZM154 126H155V128H156V125L153 124L152 127H154ZM167 126H168V124H167ZM167 126H166V128H167ZM230 126H232V125L230 124ZM253 126H254V125H253ZM92 127H93V126H92ZM95 127H97V126H95ZM95 127H94V128H95ZM115 127H116V126H115ZM125 127H126V125H125ZM125 127H124V128H125ZM133 127H134V126H133ZM139 127H140V126H139ZM158 127H159V126H158ZM194 127H195V126H194ZM207 127H208V126H207ZM255 127H256V126H255ZM262 127L264 128V125H263ZM19 128H20V127H19ZM118 128H119V127H118ZM131 128H132V127H131ZM148 128H149V127H148ZM160 128H162V126H160ZM160 128H159V129H160ZM171 128H172V127H171ZM171 128H170V129H171ZM173 128H174V126H173ZM180 128H183V127L181 126ZM222 128H223V127H222ZM222 128H221V129H222ZM235 128H236V127H235ZM256 128H257V127H256ZM260 128H261V127H260ZM260 128H259V129H260ZM133 129H134V133H135V130H139L138 128H137V129H136V128H133ZM142 129L145 130L146 128L142 127ZM153 129H154V128H153ZM159 129H158V130H159ZM183 129H184V128H183ZM192 129H193V128H192ZM209 129H211V128H209ZM218 129H219V128H218ZM253 129H254V128H253ZM261 129H262V128H261ZM90 130H91V129H90ZM105 130H106V129H105ZM108 130H109V131H110V130L112 131V129H108ZM116 130H117V129H116ZM119 130H121V129H119ZM144 130H143V131H144ZM162 130H163V129H162ZM174 130H176V129H174ZM211 130H212V129H211ZM215 130L217 131V133L219 132L217 129H215ZM224 130H225V129H224ZM245 130H246V128H245ZM254 130L256 131V129H254ZM91 131H92V130H91ZM139 131H140V130H139ZM154 131H155V130H153L152 132H154ZM160 131H161V129H160ZM164 131H166V130H164ZM167 131H170V130H167ZM203 131H204V130H203ZM213 131H214V129H213ZM213 131H210V132H213ZM225 131L227 132V130H225ZM225 131H224V132H225ZM242 131H243V130H242ZM255 131H254V132H255ZM115 132H116V131L112 132V134L115 133ZM148 132L150 133V131H148ZM152 132H151V133H152ZM156 132H157V131H156ZM174 132H175V131H174ZM179 132H180V131H179ZM199 132H200V131H198V133H199ZM210 132H209V133H210ZM224 132H223V133H224ZM229 132H230V131H229ZM257 132H258V134H259L260 131L258 130ZM141 133L143 134V132H141ZM161 133H162V132H161ZM163 133H165V132H163ZM176 133H177V132H176ZM176 133H173V134L177 135ZM181 133H182V132H181ZM204 133H205V132H204ZM219 133H220V132H219ZM251 133H252V132H251ZM262 133H263V132H262ZM262 133H261V134H262ZM19 134H20V133H19ZM106 134H108V133H106ZM153 134H154V133H153ZM153 134H152V136H153ZM165 134H167V133H165ZM168 134H169V133H168ZM168 134H167V135H168ZM170 134H171V131H170ZM201 134L204 135L203 133H201ZM206 134H207V133H206ZM213 134H214V133H213ZM237 134H239V133H237ZM254 134H255V133H254ZM263 134H264V133H263ZM12 135H14V134H12ZM114 135L117 136V137H115V138H118V135H116V133H115ZM126 135H127V134H126ZM138 135H139V133H138ZM138 135H137V137H139ZM140 135H141V134H140ZM150 135H151V134H150ZM154 135H155V134H154ZM157 135H158V134H157ZM157 135H156V136H157ZM159 135H160V134H159ZM162 135H163V134H161V136H162ZM183 135H184V133H183ZM185 135H186V134H185ZM202 135H201V136H202ZM219 135H220V134H219ZM241 135H242V134H241ZM246 135H247V134H246ZM76 136H77V135H76ZM144 136H146V135H144ZM206 136H207V135H206ZM210 136H211V135H210ZM210 136H209V137H210ZM213 136H214V135H213ZM252 136H254V135H252ZM262 136H263V135H262ZM91 137H92V136H91ZM107 137H108V136H107ZM170 137H171V136H170ZM176 137H177V136H176ZM181 137H182V136H181ZM211 137H212V136H211ZM229 137H230V136H229ZM256 137H257V136H256ZM13 138H14V136H13ZM42 138H43V137H42ZM82 138H83V136H82ZM112 138L114 139V137H112ZM125 138H127V137H125ZM130 138H131V137H130ZM134 138H136V137H134ZM154 138H155V137H154ZM157 138H158V137H157ZM187 138H188V137H187ZM189 138H190V137H189ZM207 138H208V137H207ZM213 138H214V137H213ZM213 138H212V139H213ZM231 138H232V137H231ZM254 138H255V137H254ZM70 139H71V138H70ZM101 139H102V138H101ZM137 139H138V138H137ZM137 139H136V140H137ZM140 139H142V138H140ZM146 139H147V138H146ZM146 139H143V140L140 141V142H143V141L145 142ZM150 139H151V138H150ZM159 139H160V138H159ZM159 139H158V140H159ZM200 139H201V137H200ZM209 139H210V138H209ZM212 139H211V141H212ZM217 139L219 140L220 138H217ZM226 139H227V137H226ZM262 139H264V138H262ZM106 140H107V139H106ZM119 140H120V139H119ZM119 140H118V141H119ZM121 140L124 141L125 139H121ZM127 140H128V139H127ZM130 140H131V139H130ZM132 140H133V139H132ZM132 140H131V141H132ZM178 140H179V137H178ZM184 140H185V139H184ZM189 140H190V139H189ZM201 140H202V139H201ZM213 140H214V139H213ZM218 140H217V141H218ZM232 140H233V139H232ZM257 140H258V139H257ZM112 141H113V140H112ZM116 141H117V140H116ZM118 141H117V142H118ZM138 141H139V140H138ZM155 141H156V140H153L152 142L155 143ZM217 141H214L213 145H215V143L217 144ZM219 141H220V140H219ZM222 141H223V140H221L220 142H222ZM253 141H254V140H253ZM80 142H81V141H80ZM119 142H120V141H119ZM124 142H125V141H124ZM127 142H128V141H127ZM146 142H147V141H146ZM152 142H151V143H152ZM172 142H173V141H172ZM185 142H186V141H184V144H185ZM189 142H190V141H189ZM212 142H213V141H212ZM227 142H228V141H227ZM227 142H226V144H227ZM263 142H264V141H263ZM263 142H262V143H263ZM40 143H41V142H40ZM65 143H66V141L64 142V144H65ZM69 143H70V141H69ZM69 143L67 142V144H69ZM120 143H121V142H120ZM120 143H118V144H120ZM122 143H123V142H122ZM129 143H130V142H129ZM129 143H128V144H129ZM133 143H137V142L134 141ZM138 143H139V142H138ZM193 143H194V142H193ZM210 143H211V142H210ZM223 143H224V142H223ZM80 144L82 145V143H80ZM80 144H79V145H80ZM118 144H117V145H118ZM125 144H126V143H125ZM125 144H124V146H125ZM128 144H127V145H128ZM141 144H143V143H141ZM147 144H148V143H147ZM174 144H175V143H173V145H174ZM250 144H252V142H250ZM254 144L257 146L256 143H254ZM259 144H260V143H259ZM259 144H258V145H259ZM69 145H70V144H69ZM69 145H68V146H69ZM130 145H131V144H130ZM130 145H129V147H131ZM133 145H135V144H133ZM133 145H132V147H133L134 149H136ZM145 145H146V144H145ZM181 145H182V144H181ZM195 145L197 146V144H195ZM217 145H218V144H217ZM228 145H229V144H228ZM252 145H253V144H252ZM153 146H154V145H153ZM153 146H152V147H153ZM157 146H158V145H157ZM177 146H180V144L177 145ZM207 146H208V145H207ZM229 146H230V145H229ZM161 147H163V146H161ZM161 147H160V148H161ZM222 147H223V146H222ZM65 148H66V147H64V148H62V149L65 150ZM138 148H139V147H138ZM144 148H145V146H144ZM144 148H142V149H143L142 152H144ZM146 148H147V146H146ZM163 148H164V147H163ZM167 148H168V147H167ZM169 148H170V147H169ZM192 148H193V147H192ZM194 148H195V147H194ZM129 149H130V148H128V150H129ZM134 149H132V150H130V151H133ZM140 149H141V148H140ZM151 149H152V148H151ZM221 149H222V148L220 147V150H221ZM259 149H260V148H259ZM60 150H61V149H60ZM64 150H63V151H64ZM152 150L154 151L155 149L153 148ZM152 150H151V152H152ZM157 150H158V149H157ZM165 150H166V149H165ZM165 150H164V151H165ZM176 150H177V148H176ZM181 150H182V149H181ZM200 150H201V148H199V151H200ZM244 150H245V149H244ZM260 150H262V149H260ZM63 151L60 152V154L63 153ZM123 151L125 152L126 150H123ZM134 151H135V150H134ZM136 151H137V150H136ZM136 151H135V152H136ZM170 151H171V150H170ZM225 151H226V150H225ZM242 151H243V150H242ZM242 151H241V154L243 155ZM71 152H72V151H71ZM139 152H140V150H139ZM151 152H150V154H151ZM166 152H167V151H166ZM191 152H192V151H191ZM226 152H227V151H226ZM154 153H155V152H153V155H154ZM160 153H161V152H160ZM167 153H168V152H167ZM184 153H185V154L187 153L186 149H185ZM210 153H211V152H210ZM216 153H217V152H216ZM227 153H228V152H227ZM248 153H251V152L248 151ZM121 154H122V152H121ZM150 154H149V155H150ZM157 154H158V153H157ZM179 154H180V152H179ZM194 154H195V153H194ZM207 154H208V153H207ZM239 154H240V153H239ZM239 154H238V155H239ZM57 155H58V154H56V156H57ZM143 155H144V154H143ZM159 155H160V154H159ZM168 155L170 156V154H168ZM173 155H174V154H173ZM175 155H176V156H175ZM175 155H174V156L178 158V156H177L178 153H176ZM201 155H203V153H201ZM251 155H252V154H251ZM259 155H260V154H259ZM261 155H262V154H261ZM59 156H60V155H59ZM99 156H100V155H99ZM118 156H119V155H118ZM133 156H134V155H133ZM144 156L147 157L148 155L145 154ZM150 156H151V155H150ZM166 156H167V154H166ZM166 156H165V157H166ZM169 156H168V157H169ZM174 156H173V157H174ZM186 156H187V155H186ZM230 156H231V155H230ZM263 156H264V155H263ZM152 157H153V156H152ZM161 157H162V156H161ZM168 157H167V159H168ZM194 157H195V156H194ZM201 157H202V156H201ZM58 158H59V157H58ZM159 158H160V157H159ZM171 158H172V156H171ZM177 158H176V159H177ZM180 158H183V157H180ZM224 158H225V157H224ZM227 158H228V157H227ZM258 158H259V156H258ZM260 158H262V157H260ZM134 159H135V158L133 157V160H134ZM145 159H148V158H145ZM149 159H150V158H149ZM152 159H154V157H153ZM156 159H157V158H156ZM172 159H173V158H172ZM172 159H171V160H172ZM176 159H175V161H172V163H176V161L178 160V159H177V160H176ZM183 159H184V158H183ZM240 159H241V158H240ZM246 159H247V158H246ZM256 159H257V156H256L255 160H256ZM116 160H118V157H117ZM126 160H127V159H126ZM133 160H132V161H133ZM140 160H141V159H140ZM142 160H143V159H142ZM142 160H141V161H142ZM162 160H163V159H162ZM162 160H161V161H162ZM171 160H170V161H171ZM181 160H182V159H181ZM252 160H253V159H252ZM124 161H125V160H123V162H124ZM129 161H130V160H129ZM134 161H135V160H134ZM141 161H139V162H136V161H135V162H136L137 164H139V163H141ZM155 161H156V160H154V162H155ZM157 161H158V160H157ZM166 161H167V160H166ZM166 161H165V163H167ZM257 161H258V160H257ZM263 161H264V160H263ZM65 162H66V161H65ZM119 162H120V161H119ZM121 162H122V161H121ZM123 162H122L121 164H123ZM144 162H145V161H144ZM149 162H150V161H149ZM162 162H163V161H162ZM162 162H161V163H162ZM180 162H181V161H180ZM213 162H215V161L213 160ZM217 162H218V161H217ZM223 162H224V159H223ZM258 162H259V161H258ZM61 163H63V162H61ZM124 163H125V162H124ZM146 163H147V161H146ZM182 163H183V162H182ZM186 163H187V164H186L187 166L190 165V164H188V162H186ZM246 163H248V159H247V162H246ZM249 163H250V162H249ZM263 163H264V162H263ZM119 164H120V163H119ZM141 164H143V163H141ZM148 164H149V163H147V165H148ZM156 164H157V163H156ZM197 164H198V163H197ZM197 164H196V165H197ZM204 164H207V163H204ZM211 164H212V163H211ZM221 164H222V163H221ZM242 164H243V163H242ZM253 164H254V162H253ZM258 164H259V163H258ZM125 165H126V164H125ZM131 165H133V164H131ZM159 165H160V164H158V166H159ZM184 165H185V164H184ZM184 165H182V166H184ZM191 165H192V164H191ZM209 165H210V164H209ZM79 166H80V165H79ZM83 166H85V165H83ZM127 166H128V165H127ZM137 166H138V165H137ZM137 166L135 165V167H137ZM162 166H163V165H162ZM204 166H205V165H204ZM220 166H221V165H220ZM242 166H243V165H242ZM249 166H250V165H249ZM87 167H88V166H87ZM121 167H124V166H121ZM132 167H134V165H133ZM141 167H142V165H141ZM165 167H166V165H164L163 168H165ZM168 167H170V166L168 165ZM171 167H173L172 170H175V169H176V168H174V165L171 166ZM197 167H198V166H197ZM207 167H208V166H207ZM212 167H213V166H212ZM212 167H211V168H212ZM259 167H261V166H259ZM259 167H257V168H259ZM71 168H72V167H71ZM156 168H157V167H156ZM193 168H194V167H193ZM204 168H205V167H204ZM214 168H217V167L214 166ZM257 168L255 169L256 172H257V170H258ZM123 169H124V168H123ZM127 169H128V168H127ZM144 169L148 170V167L146 166ZM144 169H143V170H144ZM150 169H152V167H151ZM199 169H201V168H199ZM263 169H264V168H263ZM86 170H87V169H86ZM107 170H109V169H107ZM134 170H135V169H134ZM165 170H166V168H165ZM181 170H182V169H181ZM185 170H187V169L185 168ZM189 170H190V169H189ZM252 170H253V169H252ZM129 171H130V170H129ZM132 171H133V170H132ZM135 171H136V170H135ZM154 171H155V170H154ZM183 171H184V170H183ZM206 171H207V170H206ZM255 171L253 170V171L250 172V170H248L249 173H252V172H253V173L250 174V175H249L248 172H247L248 176L252 177L251 180H253L254 183H255V184H254V187H255L256 184L259 185V184L262 183V184L264 185V182H263V179H264V176H263L264 171H263V174H261L260 171H259L260 173L258 172L259 174H257V173H255ZM82 172H83V171H82ZM82 172H81L80 174H82ZM89 172H90V171H89ZM127 172H128V171H127ZM136 172H137V171H136ZM149 172H150V171H149ZM149 172H148V174H149ZM151 172L153 173V171H151ZM164 172H166V171H164ZM164 172H163V173H164ZM187 172H189V171H187ZM216 172H217V171H216ZM216 172H215V173H216ZM74 173H75V172H74ZM115 173H116V175H117V172H115ZM115 173H113L112 175H114ZM121 173H122V172H121ZM121 173H120V174H121ZM145 173H146V172H145ZM145 173H144V174H145ZM152 173H151V174H152ZM157 173H158V172H157ZM163 173H162V174H163ZM171 173H172V172H171ZM171 173L169 172L168 174H171ZM176 173H177V172H176ZM179 173H180V172H179ZM194 173H195V172H194ZM203 173H204V172H203ZM61 174H62V173H61ZM76 174H77V173H75V175H76ZM80 174H79V175H80ZM160 174H161V173H160ZM172 174H173V173H172ZM186 174H187V173H186ZM199 174H200V173H199ZM211 174H212V175H211ZM211 174L208 176V178H211V177L213 176V173H211ZM253 174H254V175H253ZM255 174H256V175H255ZM75 175H74V176H75ZM84 175H85V174H84ZM91 175H92V174H91ZM112 175H111V176H112ZM125 175H126V176H129V174L127 175L126 173H125ZM133 175H134V174H133ZM153 175H156V174L153 173ZM164 175H165V174H164ZM166 175H167V174H166ZM176 175H178V174H176ZM176 175H174V176L176 177ZM207 175H208V174H207ZM245 175H246V174H245ZM103 176H104V175H103ZM147 176H148V175H147ZM147 176H145V177H147ZM149 176H151V175H149ZM156 176H157V175H156ZM185 176H189V174H187V175H185ZM219 176H220V175H219ZM243 176H244V175H243ZM95 177H96V175H95ZM95 177H94V179H95ZM104 177H106V176H104ZM143 177H144V176H143ZM153 177H154V176H153ZM157 177H158V176H157ZM169 177H170V176H169ZM183 177H184V176H183ZM193 177H194V176H193ZM193 177H192V178H193ZM197 177H198V175H197ZM203 177H204V176H203ZM213 177H215V176H213ZM225 177H226V176H225ZM71 178H72V177H71ZM76 178H77V177H76ZM154 178H155V177H154ZM179 178H180V177H179ZM198 178H200V177H198ZM69 179H70V178H69ZM90 179H91V178H90ZM130 179L132 180L133 178H130ZM130 179H128V180H130ZM134 179H135V178H134ZM146 179H147V178H146ZM146 179H144V180H146ZM200 179H201V178H200ZM203 179H204V178H203ZM206 179H207V178H206ZM206 179H204V180H206ZM219 179H221V178H219ZM231 179H232V177H231ZM102 180H103V179H102ZM128 180H127V181H128ZM156 180H157V179H156ZM158 180H159V182H160V179H158ZM158 180H157V181H158ZM208 180H209V179H208ZM214 180H216V179H214ZM217 180H218V178H217ZM245 180H246V179H245ZM248 180H249V178H248ZM248 180H246V181H248ZM73 181L75 182V180H73ZM82 181H83V180H82ZM91 181H93V180H91ZM91 181H90V182H91ZM100 181H101V180H100ZM112 181H113V180H112ZM112 181H111V182H112ZM150 181H151V180H150ZM171 181H172V180H171ZM171 181H170V182H171ZM190 181H192V180H190ZM198 181H199V180H198ZM201 181H202V180H201ZM219 181H220V180H219ZM233 181H234V180H233ZM66 182H67V181H66ZM98 182H99V181H98ZM119 182H120V181H119ZM145 182H146V181H145ZM151 182H152V181H151ZM204 182H205V181H204ZM208 182H209V181H208ZM220 182H222V181H220ZM243 182H244V181H243ZM243 182L241 181V184H243ZM249 182H251V181H249ZM249 182H248V183H249ZM104 183H105V182H104ZM122 183H123V182H122ZM142 183H143V182H142ZM149 183H150V182L147 181V184H148V185H150ZM156 183H157V182H156ZM175 183H176V182H174V184H175ZM196 183H197V185H198V182H197V181L195 182V185H196ZM248 183H244V186H248V185H250V183H249V184H248ZM251 183H252V182H251ZM91 184H92V183H91ZM93 184H96V183H93ZM93 184H92V185H93ZM130 184H131V183H130ZM152 184H153V183H152ZM187 184H188V183H187ZM213 184L215 185L216 183L213 181ZM220 184H221V183H220ZM222 184H224V183H222ZM92 185H91V186H92ZM133 185H134V184H133ZM154 185H155V183H154ZM158 185H160V184H158ZM165 185H166V183L164 184V187H165ZM171 185H172V184H171ZM180 185H182V184H180ZM192 185L194 186V184H192ZM206 185H207V184H206ZM214 185H210V187H213ZM216 185H217V184H216ZM216 185H215V186H216ZM238 185H240V184L238 183ZM123 186H124V185H123ZM130 186H131V185H130ZM160 186H162V185H160ZM160 186H158V187H160ZM166 186L168 187V185H166ZM172 186H173V185H172ZM215 186H214V188H215ZM234 186H235V185H233V188H234ZM244 186H241V190H243L242 188H243ZM261 186H262V185H261ZM75 187H76V186H75ZM92 187H93V189H94V186H92ZM107 187H108V186H107ZM135 187H138V186H135ZM151 187L154 188L155 186H152V185H151ZM162 187H163V186H162ZM175 187L177 188V186H175ZM179 187H180V186H179ZM210 187H209V188H210ZM219 187H220V186H219ZM236 187H239V186L236 185ZM258 187H260V186H258ZM262 187L264 188V186H262ZM101 188H102V187H101ZM112 188H113V187H112ZM124 188H126V187H124ZM133 188H134V187H133ZM155 188H156V187H155ZM168 188H169V187H168ZM194 188H195V187H194ZM248 188H249V187H248ZM248 188H246V189H248ZM256 188H257V187H256ZM105 189H106V188H105ZM134 189H135V188H134ZM156 189H157V188H156ZM166 189H167V188H166ZM211 189H212V188H211ZM227 189H229V188H227ZM230 189H232V187H231ZM236 189H237V188H236ZM236 189L234 190V192H236ZM238 189H239V188H238ZM258 189L261 190V188H258ZM258 189H256V190H258ZM68 190H69V189H68ZM94 190H95V189H94ZM94 190H93V191H94ZM136 190H137V189H136ZM136 190H134V191L137 192ZM188 190H191V189L188 188ZM232 190H233V189H232ZM248 190H249V189H248ZM248 190H246V191H248ZM256 190H255V191H256ZM262 190H263V189H262ZM262 190H261V192H262ZM11 191H12V190H11ZM64 191H65V190H64ZM95 191H96V190H95ZM108 191H109V190H107V192H108ZM114 191H115V190H114ZM118 191H119V190H118ZM130 191H132V189H130ZM134 191H132V193H134ZM154 191H156V190H154ZM158 191H159V190H158ZM163 191H164V190H163ZM174 191H175V190H174ZM179 191H180V190H179ZM209 191H211V190H209ZM214 191H216V190H214ZM226 191H227V190H226ZM244 191H245V190H243V192H244ZM246 191H245V192H246ZM62 192H63V191H62ZM67 192H68V191H67ZM96 192H97V191H96ZM96 192H95V193H96ZM143 192H145V191H143ZM156 192H157V191H156ZM164 192H165V191H164ZM223 192H224V191H223ZM223 192H222V193H223ZM234 192H233L234 195H237V194H238V193L235 194ZM243 192H241V193L243 194ZM253 192H254V191H253ZM257 192H258V191H257ZM90 193H91V192H90ZM110 193H111V192H110ZM127 193H129V192H127ZM139 193H140V192H139ZM166 193H167V192H166ZM216 193H217V192H216ZM241 193H239V194L241 195ZM258 193H259V192H258ZM84 194H85V193H84ZM123 194H124V192H123ZM135 194H136V193H135ZM150 194H151V193H150ZM171 194H172V192H171ZM206 194H207V193H206ZM223 194H225V195L227 194L226 197L228 196V193H227V192H226V193H223ZM231 194H232V192H231ZM239 194L237 195L238 197L240 196ZM248 194H249V193H248ZM248 194H247V195H248ZM262 194H263V193H262ZM124 195H125V194H124ZM147 195H148V194H147ZM162 195H164V194L162 193ZM220 195H221V194H220ZM256 195H257V194H256ZM260 195H261L260 193H259V195H257V199L259 198L258 196H260ZM87 196H88V195H87ZM94 196H95V195H94ZM98 196H99V195H98ZM134 196H135V195H134ZM143 196H144V195H142V198H141V197H140V198H141V199H144ZM170 196H171V195H170ZM182 196H183V195H181V198H182ZM206 196H207V195H206ZM209 196H210V195H209ZM222 196H223V195H222ZM262 196H263V195H262ZM262 196H261V198H262ZM50 197H51V196H50ZM96 197H97V195H96ZM104 197H105V196H104ZM121 197H122V196H121ZM124 197H125V196H124ZM176 197H177V195H176ZM229 197H231V196H229ZM238 197H236V198H238ZM240 197H241V196H240ZM242 197H243V196H242ZM253 197H255V196L253 195ZM69 198H71V197H69ZM101 198H102V197H101ZM101 198H100V199H101ZM110 198H111V197H110ZM179 198H180V196H179ZM218 198H220V201H221V199H223L224 197H222V198H221V197H218ZM218 198H216V199H218ZM231 198H232V197H231ZM231 198H230V199H231ZM248 198H249V197H248ZM250 198H252V197H250ZM255 198H256V197H255ZM255 198H254V199H255ZM73 199H74V197H73ZM79 199H80V198H79ZM79 199H78V200H79ZM92 199H94V198H92ZM92 199H91V200H92ZM100 199H99V200H100ZM105 199H106V198H105ZM108 199H109V198H108ZM108 199H107V200H108ZM116 199L118 200V196H117ZM141 199H140V200H141ZM149 199H150V198H149ZM149 199H148V200H149ZM164 199H165V198H164ZM190 199H191V198H190ZM208 199H210V198H208ZM211 199H212V198H211ZM216 199H213V200H216ZM227 199L230 200L229 198H227ZM233 199H234V197H233ZM51 200H52V199H51ZM88 200H90V199H88ZM110 200H111V199H110ZM114 200H115V199H114ZM114 200H113V201H114ZM121 200H122V199H121ZM171 200H172V199H171ZM205 200H206V199H205ZM224 200L226 201V203H225V201L222 200L221 202H223V204H222V205H219V206H225V205H227V202H230V201H228V200H226V199H224ZM231 200H232V199H231ZM246 200H247V199H246ZM246 200H245V201H246ZM260 200H261V199H259V201H260ZM61 201H63V200H61ZM71 201H72V199H71ZM85 201H86V200H85ZM96 201L98 202V200H96ZM111 201H112V200H111ZM122 201H123V200H122ZM126 201H128V200H126ZM172 201H173V200H172ZM176 201H177V199H176ZM202 201H203V200H202ZM234 201H235V200H234ZM249 201H250V200H249ZM259 201H258V204H259ZM88 202H89V201H87V204H88ZM101 202H102V200H101ZM101 202H100V203H101ZM109 202H110V201H109ZM119 202H120V199H119ZM123 202H124V201H123ZM145 202H147V201H145ZM151 202H152V201H151ZM174 202H175V201H174ZM198 202H199V201H198ZM246 202H247V201H246ZM250 202H251V201H250ZM32 203H33V202H32ZM52 203H54V202H52ZM59 203H60V202H59ZM69 203H70V202H69ZM72 203H75V202L72 201ZM116 203H117V202H116ZM126 203H127V202H126ZM132 203H133V202H132ZM138 203H141V202L139 201ZM143 203H144V202H143ZM210 203H211V205L213 204L212 202H210ZM210 203H209V205H210ZM214 203H215V202H214ZM218 203H219V200H218ZM224 203H225V205H224ZM244 203H245V202L241 203L242 206L244 205ZM5 204H6V203H5ZM10 204H11V203H10ZM23 204H24V203H23ZM87 204H85L84 206H86ZM90 204H91V203H90ZM90 204H89V205H90ZM112 204H113V203H112ZM121 204H122V202H121ZM121 204H120V205H121ZM124 204H125V202H124ZM165 204H166V203H165ZM207 204H208V202H207ZM216 204H217V202H216ZM234 204H235V202H234ZM234 204H233V205H234ZM236 204L238 205L237 202H236ZM236 204H235V205H236ZM241 204L239 203L238 207L241 206ZM246 204H248V203H246ZM7 205H8V204H7ZM125 205H126V204H125ZM129 205H130V208L133 206L132 204H129ZM136 205H137V204H136ZM136 205H135V206H136ZM148 205H149V202H148ZM178 205H179V204H178ZM186 205H187V204H186ZM237 205L235 206V208L237 207ZM260 205H261V206H260V209H257V208H256L257 211H258V210H260V211H264V201H263V200L260 201ZM3 206H4V205H3ZM79 206L82 208V206H81V202H80V205H79ZM84 206H83V207H84ZM87 206H88V205H87ZM87 206H86V208H87ZM90 206H91V205H90ZM118 206H119V205H118ZM127 206H128V205H127ZM144 206H147V204H145ZM171 206H172V205H171ZM175 206H176V205H175ZM193 206H194V205H193ZM204 206H205V205L203 204V207H204ZM206 206H207V205H206ZM217 206H218V205H217ZM219 206L216 207V208L218 209ZM231 206H232V205H231ZM4 207H5V206H4ZM14 207H15V206H14ZM66 207H67V206H66ZM66 207H65V208H66ZM123 207H124V206H123ZM142 207H143V206H142ZM161 207H162V206H161ZM168 207H169V205H168ZM176 207H178V206H176ZM184 207H185V206H184ZM201 207H202V206H201ZM209 207H210V206H209ZM209 207H208V208H209ZM9 208H10V207H9ZM58 208H60V207H58ZM73 208H74V207H73ZM77 208H78V207H77ZM114 208H115V207H114ZM128 208H129V207H128ZM139 208H140V207H139ZM143 208H144V207H143ZM185 208H186V207H185ZM185 208H184V210H185ZM211 208H212V207H211ZM213 208H214V207H213ZM213 208H212V209H213ZM235 208H233V209H235ZM245 208H247V207L245 206ZM245 208H244V211H243V209H241V211L245 212ZM3 209H4V208H3ZM23 209H24V208H23ZM69 209H70V208H69ZM74 209H75V208H74ZM78 209H79V208H78ZM83 209H84V208H83ZM83 209H82V210H83ZM104 209H105V208H104ZM120 209H121V208H120ZM134 209H135V208H134ZM170 209H171V208H170ZM170 209H168V210H170ZM174 209H175V208H174ZM212 209H211V211H213ZM217 209H216V210H217ZM219 209H220V208H219ZM80 210H81V209H80ZM114 210H115V209H114ZM126 210H127V209H126ZM131 210H132V209H131ZM136 210H138V208H137ZM136 210H134V213H136ZM139 210H140V209H139ZM139 210H138V211H139ZM168 210H166V211L168 212ZM175 210L177 211V209H175ZM196 210H197V209H196ZM246 210H247V209H246ZM4 211H6V210H4ZM4 211H3V212H4ZM40 211H41V210H40ZM66 211H67V210H66ZM83 211H84V210H83ZM120 211H122V210H120ZM132 211H133V210H132ZM171 211H173V207H172V210H171ZM222 211H224V210H222ZM235 211H236V209L234 210V212H235ZM88 212H89V211H88ZM116 212H117V211H116ZM122 212H123V211H122ZM167 212H166V213L164 212L165 215H167ZM214 212H216V211H213V212H211V213H214ZM239 212H240V211H239ZM248 212H251V211H248ZM61 213H62V212H61ZM71 213H72V212H71ZM89 213H91V212H89ZM132 213H133V212H132ZM132 213H130V214H132ZM162 213H163V212H162ZM164 213H163V214H164ZM211 213H209V214H211ZM227 213H228V211H227ZM237 213H238V212H237ZM241 213H242V212H241ZM251 213H252V212H251ZM255 213H257V212H255ZM0 214H1V213H0ZM42 214H43V213H42ZM42 214H41V216H42ZM56 214H57V212H56ZM106 214H107V213H106ZM116 214H118V213H115V215H116ZM125 214H126V213H125ZM153 214H154V213H153ZM157 214H158V213H157ZM160 214H161V213H160ZM170 214H171V213H170ZM176 214H177V213H176ZM176 214H174V217H176ZM205 214H206V218H208V217H209V216L207 215L208 213H205ZM217 214H218V213H217ZM217 214H216V215H217ZM243 214H244V213H243ZM245 214L247 215V212H246ZM245 214H244V215H245ZM2 215H3V214H2ZM2 215H1V216H2ZM63 215H64V214H63ZM91 215H92V213H91ZM99 215H100V214H99ZM102 215H103V214H102ZM107 215H108V214H107ZM113 215H114V214H113ZM115 215H114V216H115ZM127 215H129V214H127ZM127 215H126V216H127ZM134 215H135V214H134ZM141 215H142V214H141ZM171 215H172V214H171ZM200 215H201V214H200ZM216 215H214V216H216ZM224 215H225V214H224ZM237 215H238V214H237ZM249 215H250V213H249ZM255 215L257 216V219H258L259 216L261 217V214H259V215H258V214H255ZM41 216H40V218H41ZM65 216H66V215H65ZM118 216H119V215H118ZM152 216H153V215H152ZM161 216H162V214H161ZM161 216H160V217H161ZM163 216H164V215H163ZM168 216H169V214H168ZM168 216H167V217H168ZM239 216H243V215H240V214H239ZM252 216H253V214H252ZM51 217H52V216H51ZM57 217H58V215H57ZM59 217H60V216H59ZM116 217H117V216H116ZM119 217H120V216H119ZM121 217H124V216L121 215ZM131 217H132V216H131ZM158 217H159V215H158ZM177 217H178V215H177ZM200 217H201V216H200ZM202 217H203V216H202ZM204 217H205V216H204ZM244 217H246V216H244ZM7 218H8V217H7ZM16 218H17V217H16ZM19 218H20V217H19ZM64 218H65V217H64ZM78 218H79V217H78ZM104 218H105V217H104ZM109 218H110V217H109ZM112 218H113V217H112ZM143 218H144L145 221L147 220L145 217H143ZM147 218H148V216H147ZM150 218H151V217H150ZM161 218H162V217H161ZM161 218H160V219H161ZM172 218H173V217H171V219H172ZM212 218L215 219V217H211L209 220H211ZM49 219H50V217H49ZM65 219H66V218H65ZM65 219H64V220H65ZM90 219H91V218H90ZM105 219H107V218H105ZM114 219H115V218H114ZM127 219H128V218H127ZM151 219H154V217L151 218ZM163 219L166 220L164 217H163ZM198 219H199V217H198ZM202 219H203V218H202ZM216 219H217V218H216ZM219 219L221 220V218H219ZM255 219H256V218H255ZM67 220H68V219H67ZM107 220H109V219H107ZM118 220H119V219H118ZM118 220H117V221H118ZM141 220H142V219H141ZM149 220H150V219H149ZM164 220H163V221L160 220V223L162 224V222H164ZM200 220H201V219H200ZM206 220H207V219H206ZM232 220H233V219H232ZM258 220H259V219H258ZM58 221H59V220H57V222H58ZM62 221H63V220L61 219V222H59V223H62ZM95 221H96V220H95ZM109 221H111V220H109ZM117 221H116V223H118ZM122 221H123V220H122ZM127 221H128V220H127ZM142 221H143V220H142ZM150 221H151V220H150ZM158 221H159V219H158ZM161 221H162V222H161ZM175 221H176V220H175ZM203 221H204V220H203ZM217 221H218V220H217ZM217 221H216V222H217ZM221 221H223V219H222ZM242 221H244V220H242ZM254 221H255V220H253V222H254ZM260 221H261V220H260ZM105 222H106V220L103 222V224H104ZM107 222H108V221H107ZM112 222H113V220H112ZM114 222H115V220H114ZM154 222H155V221H154ZM156 222H157V221H156ZM168 222H169V221H168ZM171 222H172V221H171ZM177 222H179V221L177 220ZM204 222H206V221H204ZM218 222L221 223L220 221H218ZM236 222H237V221H236ZM236 222H233V223H236ZM245 222H247V221H245ZM258 222H259V221H258ZM81 223H82V222H81ZM81 223H79V224H81ZM89 223H90V222H89ZM99 223H100V222H99ZM101 223H102V222H101ZM101 223H100V224H101ZM123 223H124V222H123ZM150 223H151V222H150ZM180 223H181V222H180ZM180 223H179V225H180ZM197 223H198V222H197ZM197 223H196V224H197ZM209 223H210V222H209ZM209 223H208V224H209ZM222 223H223V222H222ZM224 223H225V222H224ZM231 223H232V221H231ZM231 223H230V221H229V224H230V225H231ZM66 224H67V222H66ZM66 224H65V225H66ZM85 224H86V222L84 223V225H83V224H82V225L85 227ZM95 224H98V223H95ZM100 224H99V225H100ZM103 224H101V225H103ZM105 224H106V223H105ZM108 224H109V222H108ZM145 224H146V223H145ZM157 224H158V223H157ZM169 224H170V223H169ZM169 224H168V226H170ZM174 224H175V223H174ZM200 224H201V223H199L198 226H199ZM211 224H212V223H211ZM248 224H250V226L253 225V224H251V223H247V225H245V226H248ZM259 224H260V225H259ZM259 224L257 225V227L262 226L261 223H259ZM91 225H92V224H91ZM101 225H100V226H101ZM137 225H138V224H137ZM146 225H147V227H148V224H146ZM182 225H183V224H182ZM188 225H190V224H188ZM188 225H187V223H186V226H185V227L187 228ZM193 225H194V224H193ZM201 225H202V224H201ZM201 225H200V226H201ZM236 225L238 226L237 223H236ZM236 225H235V226H236ZM254 225L256 226L255 223H254ZM254 225H253V227H255ZM58 226H59V225H58ZM60 226H61V225H60ZM88 226H89V225H88ZM149 226H150V224H149ZM196 226H197V225H196ZM208 226L210 227V226H212V225L209 224ZM208 226H207V227H208ZM250 226H249V227H250ZM84 227H82V229H83ZM116 227H117V226H116ZM145 227H146V226H145ZM145 227L142 226V228H145ZM151 227H152V225H151ZM156 227H157V226H156ZM156 227H155V228H156ZM162 227H163V224H162ZM162 227H161V229H162ZM220 227H221V226H220ZM242 227H244V226H242ZM77 228H78V226H77ZM85 228H86V227H85ZM87 228H88V227H87ZM91 228H93V226H92ZM142 228H141V229H142ZM153 228H154V227H153ZM163 228H165V227H163ZM167 228H169V227H167ZM177 228H181V227H180V226H179V227L177 226ZM177 228H176V229H177ZM182 228H183V227H182ZM186 228H184L183 231H184V230L186 231ZM197 228H198V227H197ZM199 228H200V227H199ZM240 228H241V227H240ZM240 228H239V230H238L239 232H240ZM259 228H260V227H259ZM66 229H67V228H66ZM78 229H79V228H78ZM89 229H90V228H89ZM139 229H140V228H139ZM148 229H149V227H148ZM150 229H151V228H150ZM150 229H149V230H150ZM190 229L193 230V229H192V226H191ZM204 229H205V228H204ZM229 229H230V228H229ZM235 229H236V228H235ZM235 229H234V230H235ZM255 229H256V228H255ZM58 230H60V229H58ZM62 230H64V229H62ZM79 230H81V229H79ZM137 230H138V229H137ZM164 230H165V229H164ZM164 230L162 229V231H164ZM178 230H179V229H177V230H176L177 232H174V233H177V234H178V233H179ZM188 230H189V229H188ZM197 230L199 231V229H197ZM246 230H247V229H246ZM262 230H264V229H262ZM48 231H49V229H48ZM74 231H75V229H74ZM81 231H83V230H81ZM128 231H129V230H128ZM142 231L144 232L145 229L142 230ZM150 231H151V230H150ZM152 231H154V230H152ZM152 231H151V233H153ZM256 231H258V230H256ZM83 232H84V231H83ZM94 232H95V231H94ZM135 232L137 233L136 230H135L133 233H135ZM138 232H139V231H138ZM181 232H182V231H181ZM196 232H197V231H196ZM245 232H247V231H245ZM254 232H255V231H254ZM61 233H62V231H61ZM108 233H110V232H108ZM140 233H141V232H140ZM140 233H139V235H140ZM144 233H145V232H144ZM144 233H143V234H144ZM148 233H149V231H148ZM189 233H191V232H189ZM199 233H200V232H199ZM221 233L223 234L222 230H221ZM235 233H236V232L234 231V234H235ZM249 233H252V231H250ZM249 233H248V235H249ZM34 234H35V233H34ZM95 234H97V233H95ZM154 234H155V232H154ZM183 234H184V233H183ZM215 234H216V233H215ZM245 234H247V233H245ZM253 234H254V233H253ZM257 234H258V232H257ZM29 235H30V234H29ZM43 235H44V234H43ZM125 235H126V234H125ZM132 235H133V234H132ZM132 235H127V236L130 237V236H132ZM146 235L149 236V234H146ZM146 235L144 234V236H146ZM173 235H174V234H173ZM173 235H172V236H173ZM179 235H181V234H179ZM192 235H193V232H192ZM195 235H196V233H195ZM230 235H233V234H230ZM79 236H80V235H78L77 237H79ZM105 236H106V235H105ZM105 236H104V237H105ZM110 236H111V235H110ZM136 236H137V235H136ZM172 236H171V237H172ZM174 236H175V235H174ZM174 236H173V237H174ZM246 236H247V235H246ZM252 236H253V235H252ZM252 236H250V237H252ZM5 237H6V236H5ZM48 237H49V234H48ZM50 237H51V236H50ZM106 237H107V236H106ZM106 237H105V238H106ZM124 237H125V236H124ZM132 237H133V236H132ZM132 237H131V238H132ZM171 237H170V238H171ZM173 237H172V238H173ZM185 237H186V236H185ZM212 237H215V236H212ZM96 238H97V237H96ZM102 238H103V237H102ZM122 238H123V237H122ZM141 238H144V237L141 236ZM141 238H137V239H136L135 236H134V238H132V239H134V240L136 239L137 241L140 242ZM180 238H181V237H180ZM180 238H179V239H180ZM196 238H197V237H196ZM228 238H229V237H228ZM237 238H238V236H237ZM237 238H236V240H237ZM239 238H240V237H239ZM92 239H93V238H92ZM94 239H95V238H94ZM100 239H101V238H100ZM103 239H104V238H103ZM117 239H118V238H117ZM126 239H127V238H126ZM126 239H125V240H126ZM132 239H131V240H132ZM138 239H140V240H138ZM176 239H177V236H176L175 240H176ZM179 239H178V240H179ZM182 239H183V238H182ZM207 239H208V237H207ZM250 239H251V240H250V243H251L252 240L254 239V236H253V239H252V238H250ZM263 239H264V237H263ZM70 240H72V239H70ZM70 240H67V243H68V241H70ZM73 240H74V239H73ZM78 240H80V239H77V241H78ZM82 240H84V238H83ZM95 240H96V239H95ZM95 240H94V241H95ZM125 240H124V241H125ZM134 240H132V242H133ZM142 240H143V239H142ZM159 240H160V238H159ZM184 240H187V239H184ZM184 240H183V242H184ZM193 240H194V238H193ZM229 240H230V239H229ZM91 241H92V240H91ZM137 241H136V242H137ZM149 241H150V240H149ZM156 241H157V240H156ZM173 241H174V240H172V244H174ZM197 241H199V240H197ZM201 241H202V240H201ZM201 241H199V242L201 243ZM207 241H208V240H207ZM222 241H224V240H222ZM245 241H246V239H245ZM247 241H248V240H247ZM75 242H76V241H75ZM78 242H79V241H78ZM80 242H81V241H80ZM100 242L103 243L104 240H103V241H100ZM125 242H126V241H125ZM130 242H131V241H130ZM130 242H129V243H130ZM158 242H159V241H158ZM160 242H161V241H160ZM169 242H170V241H169ZM191 242L194 243V241H191ZM191 242H190V243H191ZM227 242H228V241H227ZM259 242H260V241H257V243H259ZM91 243H92V242H91ZM97 243L99 244V241H97ZM112 243H113V242H112ZM112 243H111V244H112ZM119 243H120V242H119ZM121 243H122V242H121ZM133 243H134V242H133ZM178 243H179V242H178ZM178 243H177V244H178ZM181 243H182V241H181ZM190 243H189V244H190ZM204 243H205V242H204ZM208 243H209V242H208ZM260 243H262V242H260ZM55 244H56V243H55ZM59 244H60V243H59ZM59 244H58V245H59ZM74 244H75V243H74ZM103 244H104V243H103ZM117 244H118V243H117ZM123 244H124V243H123ZM131 244H132V243H131ZM165 244L167 245V243H165ZM165 244H164V245H165ZM197 244H199V243H197ZM263 244H264V243H263ZM93 245H94V244H93ZM195 245H196V244H195ZM253 245H254V244H253ZM255 245H257V244H255ZM66 246H67V245H66ZM75 246H76V245H75ZM96 246H98V245H96ZM99 246H101V245H99ZM102 246H103V245H102ZM115 246H116V245H115ZM117 246H118V245H117ZM121 246H123V245H121ZM160 246H161V244H160ZM169 246H170V245H169ZM169 246H168V247H169ZM196 246H197V245H196ZM196 246H195V247H196ZM261 246H262V245H261ZM55 247H56V246H55ZM64 247H65V246H64ZM93 247H94V246H92L91 248L93 249ZM112 247H114V246H112ZM123 247L127 249L128 246H127V247L123 246ZM170 247H172V245H171ZM223 247H224V246H223ZM255 247H256V246H255ZM99 248H100V247H99ZM117 248H118V247H117ZM164 248H165V247H164ZM216 248H218V246H217ZM259 248H260V247H259ZM259 248H258V249H259ZM30 249H31V248H30ZM68 249H69V248H68ZM80 249H82V248H80ZM95 249H97V251H98V248H95ZM108 249H110V248H108ZM113 249H115V248H113ZM121 249H122V248H121ZM121 249H120V253H121ZM128 249H129V248H128ZM165 249L168 250L167 248H165ZM178 249H179V248H178ZM189 249H191V248H189ZM244 249H245V248H243V251H244ZM254 249H255V248H254ZM100 250H101V249H100ZM106 250H107V249H106ZM115 250H116V249H115ZM157 250H159V248H158ZM160 250H161V249H160ZM166 250H165V251H166ZM209 250H210V249H209ZM256 250H257V249H256ZM93 251H94V250H93ZM104 251H105V250H104ZM168 251H169V250H168ZM217 251H218V250H217ZM239 251L241 252V249H240V250L238 249L237 252H239ZM247 251L249 252V251H251V250H250V249H249V250L246 249L245 252L247 253ZM260 251H261V249H260ZM126 252H128V251H126ZM14 253H15V252H14ZM56 253H57V252H56ZM96 253H97V252H96ZM114 253H115V251L113 252V254H114ZM117 253H119V252H117ZM117 253H116V254H117ZM161 253H162V252H161ZM165 253H166V252H165ZM178 253H179V252H178ZM207 253H208V252H207ZM242 253H243V252H242ZM246 253H245V254H246ZM257 253H258V251H257ZM87 254H88V253H87ZM93 254H95V251L93 252ZM113 254H112V257H110V258H114V257H113ZM121 254H122V253H121ZM127 254H129V253H127ZM127 254H125V255H127ZM159 254H160V253H159ZM250 254H251V253H250ZM2 255H3V254H2ZM114 255H115V254H114ZM166 255H167V254H166ZM212 255H213V253H212ZM91 256H92V255H91ZM121 256H122V255H120V257H121ZM128 256H129V255H128ZM128 256H126L125 258L127 259ZM143 256H144V255H143ZM152 256H153V255H152ZM214 256H215V255H214ZM237 256H240V255H237ZM243 256H244V253H243ZM251 256H252V255H251ZM100 257H102V256H100ZM115 257H116V256H115ZM229 257H231V256H229ZM254 257H255V256H254ZM37 258H38V257H37ZM95 258H96V256H95ZM116 258H118V256H117ZM145 258H146V257H144V259H145ZM147 258H148V256H147ZM168 258H169V257H168ZM237 258H238V257H237ZM240 258H241V257H240ZM247 258H248V257H247ZM257 258H258V257H257ZM259 258H260V257H259ZM96 259H97V258H96ZM98 259H99V258H98ZM101 259H102V258H101ZM119 259H120V258H119ZM122 259H123V258H122ZM122 259H121V260H122ZM158 259H159V257H158ZM209 259H210V258H208V260H209ZM230 259H231V258H230ZM242 259H243V258H242ZM92 260H93V259H92ZM94 260H95V259H94ZM116 260H118V259H115V261H116ZM210 260H211V259H210ZM212 260H213V259H212ZM212 260H211V262H212ZM228 260H229V259H228ZM233 260H234V259H233ZM86 261H88V260H86ZM95 261H96V260H95ZM97 261H98V260H97ZM135 261H136V260H135ZM229 261H232V260H229ZM244 261H247V259H244ZM249 261H251V260H249ZM87 263H88V262H87ZM131 263H133V262H131ZM205 263H206V262H205ZM205 263H204V264H205ZM208 263L210 264V262H208ZM208 263H207V264H208Z\"/></svg>",
	"mask_w": 264,
	"mask_h": 264
},
{
	"label": "snow or ice",
	"instance_id": "3",
	"mask_svg": "<svg viewBox=\"0 0 264 264\" xmlns=\"http://www.w3.org/2000/svg\"><path fill=\"white\" fill-rule=\"evenodd\" d=\"M17 6L14 4H5L3 5L4 9V19L7 20V18L11 15L12 11L16 8ZM35 7L40 8V7H46L45 5H36ZM262 12H264V9H262ZM262 55H264V50H262ZM261 69H264V61L261 62L260 64ZM260 111H261V116H262V123H264V85H262L260 89ZM261 225L262 229H264V213L261 215ZM262 237H264V232H262ZM243 237L241 238L240 241L233 242L231 244V249L233 252L236 251L237 248L242 246V241ZM0 264H33V262H27V261H4L0 262ZM97 264H129V262H120V261H99ZM136 264H143V262H136ZM168 264H178L176 261L168 262ZM195 264H199V262H195ZM211 264H264V246L261 247L260 251V260L257 261H243V260H232L229 262H225L223 259L220 260H215L212 261Z\"/></svg>",
	"mask_w": 264,
	"mask_h": 264
}]
</instances>
